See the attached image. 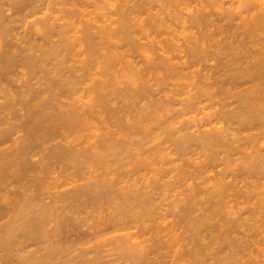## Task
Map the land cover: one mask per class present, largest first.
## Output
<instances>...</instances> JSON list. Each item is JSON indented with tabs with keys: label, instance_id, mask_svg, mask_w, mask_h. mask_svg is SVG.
Returning a JSON list of instances; mask_svg holds the SVG:
<instances>
[{
	"label": "rangeland",
	"instance_id": "1",
	"mask_svg": "<svg viewBox=\"0 0 264 264\" xmlns=\"http://www.w3.org/2000/svg\"><path fill=\"white\" fill-rule=\"evenodd\" d=\"M125 1H126V4H125ZM168 1H170V2H168ZM168 1L166 0V2H165V0H163V2H162V0H152V1L151 0H132V2H131V0H38V1H35L36 2V4H35V3H33L34 0H32V2L30 0L29 3H31V4L28 6L25 5L26 8L24 7L25 9L21 10V12L20 11L13 12V11H11L12 8H10L8 3H7L8 0H0V18L4 17L3 14H5V16H6L7 12L9 15V11H10V14L12 12V14L14 13L15 16H14V14L13 15L11 14L12 18H11V15L8 16V18L7 17H5V18H7V19L11 18L10 19L11 21L12 20L14 21V19H15V21L17 20V22H18V23L15 22V24H12V23H14L13 21H12V23H9V22H11L10 20H5L4 26L7 27L9 24L10 25L12 24L11 26L9 25V27H8V29L10 28V29H12V31L10 32L11 34H8V35L5 33L3 35L0 34V48H2L3 46H5L8 43L7 44L8 46L11 45L13 47L12 49H10L13 52L15 51L14 49H16L17 51H21V54L23 53L22 54L23 56L27 52L26 55L30 54V56H31V54H32V56H33L32 59H34V57L37 58V56L39 58V59H34V61H38V63L37 62L35 63L34 61H32V63H30V64L36 66L33 69L34 72H33V70H29L27 67H24V65H20V66H17V67H14L11 69V73H13V74H9V76H7L5 78V79H7V81H5L3 79L4 77L3 78L0 77V80L5 81V83H2L0 81V84L1 83L3 84V85H0V87L1 88L6 87V89H3V90L0 89L1 92L4 93L3 91L4 90L6 91L8 89L9 90L7 92V94H8L10 92V89H11V92L9 94H11L12 97H13V94H15L14 96L17 97V101H18L19 100L18 96H20L19 94L29 90V86H30V89L31 88L32 89L33 88L39 89L41 87L45 88L50 84V81L53 79V76H54V79L52 81H56L57 79H58V81L64 80L62 82L65 83L66 85L69 84V85H67L68 88L70 87V85L72 87H74V89L72 87H70L71 88V89L69 88L70 90H68V88L66 87L67 88L66 90H68V92L66 91L67 92L66 96H68V94H69V96L68 97L62 96L60 98V104L62 105V103H64L63 105L66 104L65 106L66 107L68 106L67 109H66V107H64L66 110L64 112H67L68 109L71 110L73 107L77 108V106H80L81 111L83 113L81 111H79V112L82 113L83 116L85 115V112H86V114L89 115V116L85 115L87 117L86 119H88V117H89V119L87 120L88 126H89V127L88 126L86 127V128H88V130L86 129L87 131L79 133V135H78V133H74L76 135L70 133L69 137L67 136V135H69V133L65 134L67 137H64L63 136L64 134H62L61 135L62 137H61L60 136L61 131H62V133H64V132L67 133V131L63 128H60V129H58V131L60 133L58 131L55 132L56 134L54 135V138L51 140L52 143L51 142L48 143V144H50L49 146H48V144H46L47 146H42L43 149H41V151H40L41 147H39V146H37V148H33V147L31 148L30 147V150H31L30 151L29 149H26L27 145H29L31 142L29 143V141H27L25 139L26 138V136H25L26 134H24L25 131H23V132L19 131V130L17 131L16 127L19 126L20 124L18 125V121H14V119H13V123L17 122V123H14V125H15V127H14L13 123L10 122L12 118L7 119V118L11 117L12 115L10 116V114H9L10 112L8 113L9 115L5 112L9 116L6 118V120H10L9 121L10 123L8 121H6L7 123H9V125L8 124H7L8 126L4 125L3 128H4V131L6 128L8 135H10V136L12 135V137L10 138L8 136V139H6L5 142L3 141V143L4 144L6 143V144L3 145V143H2V145H1L2 149L0 148V150L1 151L3 150V153H4L3 156L5 159L4 160L5 162L3 160H0V163L4 162V164H5L9 160L13 159V160H16V162L19 160L17 162V164H19L22 161V159L28 158L29 161L33 162V164L35 163L34 165H37L36 163L39 162L38 163L39 167H40V165L45 166L47 164V162L49 163V166H51L53 164L52 165L53 170L51 169L52 171H50V170L46 171L45 174L44 173L43 174L42 173L41 174L30 173V175L28 174L29 180L28 179L25 180L21 186L17 185L18 186V187L16 186L17 189H14V190H16V191H14V193H16V197L19 194L18 198H17L19 200V202H18L19 206L18 207L20 210H22V209L25 210L24 214L21 213V216H20V210L18 212V209H17L18 207H17V208H15V210L17 212L11 211L12 213H9L7 215L8 217L6 216V219L3 218L2 222L0 221V225L1 224L4 225L10 221L9 218H11V217L17 216L19 218L18 222L16 223L17 229H19V230H16V236H15V241H14L15 243L13 245L14 249H13V251L10 250L11 252L15 251V253L18 254V258L22 257V258H19L20 261H18V259H16L17 260V261H15L16 264H18V262H19V264H22V261H23V264H28V262H29L28 259H31L30 256H33V255L36 256L35 258L39 259L40 256H37V254L38 255L40 254L41 257L44 259V258H46V256H48L47 250L50 247H54L55 245L56 246L54 248H56V250L58 249L55 252H57L58 254L56 253L55 255H52L50 257L48 256L46 259H44V261H46V262H43V261L33 262V261H31V263L33 262V264L34 263L35 264L36 263H38V264H40V263L41 264H47V263H49V264H64V263L65 264L66 263L67 264H142L143 259H144V261L147 259L146 262L147 261L150 263L154 262L156 256H157L156 260L158 261L159 260L158 258L160 257V261H161V259L163 257L162 254L166 257L167 254L165 252H167V250H169L168 251L169 258H166V259L164 258L163 262L164 263L166 262L165 264H170L174 260H176V262H177L179 259V258L178 259L174 258L175 257L174 254L176 255L178 253V252L177 253L174 252L175 248L179 251V254H180V252H182V253L184 252L183 254H185L186 257L189 256L188 258H190V257L195 258V257L199 256L200 252L203 253V254L200 253V256L204 255L203 258H201L202 256L201 257L199 256L200 257V258L198 257L199 259L198 258L197 259L192 258V260H191V258H190L189 259L190 261H188V258H185V255H183L181 253V256L182 255L184 256L182 258H185V260L187 259V261H184V260H183L184 262L181 261L183 264H188V262H189V264H190V262L192 264H199V261L201 262L200 264H203V263L205 264V262H206V264H211L214 262L216 264L218 259L222 258L221 257L222 254L221 255L219 254V255H217L219 257L217 258V256H216L217 259H215L216 251L219 252V248H217L219 246V243H218L219 236H220V238H222V236H223V235L222 236L220 235L221 229H223V227L221 225L220 226L222 228L219 227L220 230L217 229L218 230L217 231V230H215L216 228H211V230L209 229L210 232L208 231V233H207L206 231H204V233H202V235L199 236V237L206 236V238H205L206 241L204 240L203 242L207 243L208 245L204 244L203 242H201L200 245H204L205 246L204 249H206L207 251L203 249L204 246H201V249L198 248L196 241L193 243V241L191 242L190 239H186V237L191 238L194 236L191 234L190 229L199 223L197 221L200 220V222L202 221L204 224L207 223V225L209 224V226H210V224H212V225L216 224L217 219L216 220H210V221L206 220V218L209 215L205 213L207 216L206 217L204 214V216L206 217L205 218L202 214V213H204L203 210L201 212L197 210V209L201 210L202 206H199L200 208H197V207L195 208L194 205H191L192 206L191 211L189 212L190 205L186 204V202H187L186 199H188L189 197L186 198L185 195L187 193V196L188 195L190 196L191 193L187 192V191H189V190L191 191V187H193L195 185L197 186V183L201 184V181H203V184L204 183L206 184L207 180L209 179L210 180V181L208 180L209 183L207 182V184H206L209 187L212 186L215 182L217 183V181H218L217 177H219V175H217V174H219L220 171H224L226 168V161L223 158L227 157L226 154L228 152L225 153L224 151H226L228 146H230V147L234 146L233 148H236L239 145H238V143L235 144L236 138L234 137V135L232 133H229L231 131L229 130V132H228L229 128L227 126L230 123H227V125H226V123H223L225 121H223V122H220L222 125L220 123H218V126H217V124L215 123L214 125H208L207 127H203V129L205 130V128L206 129L207 128L212 129L215 125H216L215 128L217 127V129L220 127H223L224 125L226 126V127L224 126L226 129L223 130V133L221 132L222 130L220 131L222 134H224V136L226 134L227 135L225 137L222 135L224 138L223 139V146L219 147L216 150L217 153H215L216 151L210 152L205 147H203L201 143L198 144L200 147L199 148L197 146V142H194L196 144H192V146L188 149V150H190V152L188 150L185 151V153H186L185 156L184 155L182 156V154L180 155L178 152L176 153V151H175L176 149H174L175 148L174 142L180 140V136H179L180 131L182 129H184L187 124H188L187 128L189 127L190 129L186 128V129L182 130V132H181L182 138L188 137L190 134L192 135L194 132H195V134H196V132L198 134L199 129H197L198 127H194V126L197 124L198 125L200 124V126L205 124L204 119H206V116L208 115V113L212 114V111H214L215 109L212 111H211L212 108H210V110L209 109L206 110L207 108L200 110V108H203L204 106H206L208 104V103H206V105H204L205 100L202 101L204 104L202 102H201L202 104L196 103L195 106L198 104V106H196V107L195 106L190 107V106L186 105V104H189V102H188L189 97L191 98L193 93H195L194 91H196L195 88L193 90V87L191 85L197 79L193 78L191 80L190 78H188L190 81L189 82L188 79H185V80L182 79L181 80L180 78L177 79V77H175L176 79L173 78L172 80L170 79L169 82H167L168 80L165 82L168 84L167 86H166V84L163 85V83H161V76L165 72L164 69L166 68L165 67L166 66V60L172 59L170 61L171 62L170 64H174L172 61L175 60L174 62H176V64H177V62H179V60L181 58L180 55L181 54H182V56L185 55L184 53H181V51L185 52L184 47L188 46L187 37H188V35L189 36L191 35L190 37H193L197 31V29L194 27V25H189V24H192V22H193L192 20H189V19H192L191 16H193L198 11V9L200 11L202 2L203 1L205 2V0H184L186 3L183 1V3H184L183 4L182 0H178V2H177V0H172V1L168 0ZM223 1L226 4H224ZM228 1H229V3H228ZM9 2H10V0H9ZM173 2L175 4H173ZM200 2H201V4H200ZM215 2H216V0H215ZM218 2H220V3L216 2L213 5H214V7H215V5L217 6L215 8V11L217 10L216 13L220 17L221 12L223 13L226 11L225 9H227V8L231 9L232 1H231V3H230V0H227V1L226 0H221V1L219 0ZM3 3L5 4L4 7H3ZM161 4H163V5H161ZM198 4L200 6H197ZM20 5H18L19 7L17 6L18 8L16 7L17 10H20L19 9ZM23 5H22V8H23ZM136 5H138V7H136ZM188 5H191V6H188ZM213 5L211 6V10L213 8ZM232 5H233V3H232ZM167 6H168V9H167ZM2 8H4V9H2ZM217 8L218 9L221 8L222 10L221 9L218 10ZM232 8H233V6H232ZM30 9H31V11H30ZM166 9H167V11H166ZM4 10H6V11H4ZM137 10H139V12H137ZM162 10H164V11H162ZM3 11L5 13H2ZM125 11H126V13H125ZM158 11L161 14L157 13ZM160 11H162V12H160ZM118 12H119V14H118ZM16 13H17V17H16ZM124 13L128 14V18L123 17ZM216 13L214 15L215 18L217 16ZM32 14H34V15H32ZM190 14H193V15H190ZM24 15H26V16L30 15V17L29 16L26 17ZM149 15H151V16H149ZM152 15H153V18H152ZM22 16H23V18H22ZM133 16H134V18H133ZM156 16H158L160 18H158V17H157V19L154 18ZM162 17L165 19H163ZM116 18H117V20H116ZM135 18H136V20H135ZM18 19H20V20H18ZM114 19H115V21H114ZM139 19H142L143 21L139 20ZM152 19L153 20L159 19L158 23L159 22L160 23L158 24L159 25L158 27L157 26L154 27V25L152 24V22H153ZM124 20H126V21H124ZM1 21H0V24H1V26H3L2 24H4V23H1ZM148 21H149V23H148ZM162 21L165 23V25ZM189 21H192V22L190 23ZM121 22H123L122 23L123 25L121 24ZM130 22L132 24H129ZM137 22H138V24H137ZM142 23H144V24H142ZM150 23L152 24L153 27L151 26ZM161 23L164 25L163 27H160V26H162ZM148 24H149V26H148ZM107 25H108V27H107ZM121 25L123 27L125 25V27H124L125 29L127 28V29L131 30V32H133L134 34L135 33L138 34V35L135 34V38H134L135 40L133 39L134 41H132L134 43L124 39V36L122 35L123 33L121 31L123 28L120 29V32L116 31V29L118 30L119 27H122ZM144 25H146V26H144ZM14 26L16 29L14 28ZM109 26H111V27H109ZM135 26H139V27H135ZM192 26H193V28H192ZM105 27H106V29L107 28L109 29V30L107 29L109 32L108 31L106 32ZM142 27H144V28L146 27V28L142 29ZM183 27H184V29H183ZM93 28H95V29H93ZM111 29H112V31H110ZM186 29H190L191 32H189V30H186ZM96 31L98 32V34L96 33ZM13 32H15V34ZM148 32H149V36L147 35ZM175 32H177L176 35L174 34ZM182 32L185 35L184 34L182 35L181 34ZM185 32H187V33H185ZM12 33L14 34L15 39L13 38ZM178 33L180 35H178ZM101 34L104 36H102ZM107 34H109V35H107ZM173 34L176 37L172 36ZM5 36H6V38H5ZM18 36H19V38H18ZM22 36H24V38ZM101 36L103 38H100ZM10 37H11V40H10ZM16 37L18 40L16 39ZM138 37H139V39H137ZM181 37H182V39H181ZM20 39H21V41H20ZM171 39H174V40H171ZM183 39H184V41H183ZM6 40H8V42ZM12 40H15V41H12ZM91 40L93 43L91 42ZM177 40H178V42H177ZM179 40L180 41L182 40V41L180 42ZM118 41H120V42H118ZM171 41H173V43ZM28 42L30 43L31 46L29 45ZM169 42L171 44H169ZM182 42H184V43H182ZM17 43H18V45H17ZM25 43L26 44L28 43L26 47H25V45H26ZM66 43H68L69 45ZM90 43H92L94 45H91V47H90ZM118 43H120V44H118ZM139 43H141V44H139ZM178 43H180V45ZM34 44H36L35 47H33ZM129 44L132 45V48H131V46H129ZM175 44H177V45H175ZM182 44L184 45V47L182 46ZM169 45L170 46L173 45L176 48L170 47ZM181 46L184 49L181 48ZM27 47H28V50L26 49ZM165 48H167V49H165ZM173 48L176 50V52ZM29 49H30V51H29ZM131 49H133L132 52H131ZM23 50H26V51H23ZM54 51L56 54H54ZM171 51H172V53H171ZM177 52L179 54H177V56H176V54H174V53H177ZM50 54H51V56H50ZM117 54H118V56H117ZM125 54H126V56H125ZM171 54H173V56ZM34 55H36V56H34ZM178 55L180 58H178ZM30 56L28 55V57H30ZM124 56H125V58H124ZM159 56H161V58ZM46 57H48V58L46 59ZM166 57H168V59ZM112 59L114 60L113 63H112ZM125 59H127V60H125ZM177 59H179V60H177ZM46 60H47V63H44V61H46ZM162 60H163V62H162ZM183 60L186 61V59H183ZM183 60H182V62H183ZM23 62L28 63L27 60H25ZM179 63H181V60ZM111 64H113V65L111 66ZM21 67H22V69H21ZM150 67H151V69H150ZM24 68H25L26 72H24ZM161 68H162V70H161ZM47 69H49V70L51 69V70L49 71ZM55 69H56V71H55ZM57 69H58V71H57ZM194 69L197 70L198 68H194ZM12 70H13V72H12ZM21 70L23 73L21 72ZM43 70L44 71L47 70V72H44ZM53 70L56 72L57 75L55 74V72ZM28 71L29 72L32 71L33 73L32 72L29 73ZM48 72H49V74H48ZM151 72H152V74H151ZM161 72H162V75H160ZM24 73H26V74H24ZM155 73H157V74H155ZM44 74H46V75H44ZM52 74H54V75H52ZM17 75H19V76H17ZM44 76H48V77L44 78ZM56 76L57 77L60 76L61 79L57 78ZM155 76H157V78H155ZM10 77H12V78H10ZM62 77H63V79H62ZM149 77H151V78H149ZM66 79L74 85L67 83L68 81ZM149 79H150L151 83L148 82ZM155 79H157V81ZM158 79L160 80L159 82H158ZM65 80H66V82H65ZM144 80H146V81H144ZM153 80H155V81H153ZM25 81H26L27 85L24 84ZM29 81H31V84L29 83ZM47 81H49L48 82L49 84L47 83V85H46ZM147 82H148V84H147ZM154 82L156 85L154 84ZM28 84H30V85H28ZM42 84H44V85H42ZM148 85H150V86H148ZM163 86H165L164 89L162 88ZM18 87H20V88H18ZM22 87L24 88V90H22L23 89ZM147 90H148V92H147ZM70 91H72V92L70 93ZM135 92H136V94H135ZM149 92H150V94H147ZM165 94H166V96H165ZM1 95H0V98L2 99L3 96L1 97ZM151 96H153L154 98ZM4 97H6V96H4ZM63 97H64V99H63ZM9 98H11V96ZM128 98H130V99H128ZM170 98H171V100H170ZM8 99H6V100L4 99L3 101H8ZM14 99L15 98H13L12 100H14ZM156 99H159V100H156ZM61 100L64 102H62ZM68 100H70V102ZM15 102H16V100L13 101V103H15ZM197 102H199V100ZM0 103H3L2 100ZM73 103H77V104H73ZM159 103L160 104L162 103L160 105L162 107V109L159 106ZM167 103H168V105H167ZM12 105H14V104H12ZM72 105H74V106L72 107ZM69 106H71V107H69ZM14 108H15V106L13 107V110L11 113L14 114L15 112L16 113L20 112V110L18 108L17 109L15 108L16 111H14ZM64 108H63V110H64ZM161 110H162V113L164 110L167 113L164 112L162 114ZM153 113H154V115H153ZM0 114H2V113L0 112ZM3 114H4V112H3ZM143 114H145V115H143ZM17 115H21V113H19ZM176 115L179 118L176 117ZM129 117H132V118H129ZM144 117H145V119H144ZM15 118H17V117H15ZM126 119H128V120L130 119L131 124ZM138 119H139V121H138ZM22 120H24V118ZM171 120H174V121H171ZM144 121H146L147 123L145 124ZM183 121L185 122L184 125H182ZM6 122H5V124H6ZM154 122H155V124H154ZM161 122H164V123H162L163 127L161 125ZM12 126L15 129L13 128L10 130V128H12ZM173 126H175V127H173ZM181 126H184V128L182 127V129H181ZM120 127L121 128L124 127L122 129L123 131H121ZM168 128H169V130H170V128L172 129V131L170 130V132H172V133H173V129H175L174 131L178 137L175 135V133L170 134L171 136H174L173 138H171L170 135H167L168 133L166 134L165 131L167 130V132H168L169 131ZM178 128L180 131L177 130ZM1 129H2V127H0V130ZM8 129L12 133L14 131L15 134H12L11 132L9 133ZM141 129H143V130H141ZM126 130H127V132L130 130L128 132L129 134L126 132ZM176 130H177V132H176ZM225 130H226V133H225ZM185 131H186V133H185ZM189 131H191L193 133H189ZM91 133L93 134V137L91 136ZM109 133L111 135L113 134V136L111 137V135ZM252 133H254V132H252ZM17 134H18V136H17ZM57 134L59 135L58 137H57ZM80 134H81V136H83V134H84L85 137L83 136V138H87L89 141L87 139H83L84 141L87 140V141H85L86 144H85V142L81 143L80 145L78 144L80 146L79 147V146H75L79 142L76 140L78 138H75V137L76 136L81 137ZM195 134H193V135H195ZM15 135L18 138L17 137L15 138ZM71 135H73V136H71ZM107 135H109V136L106 137ZM138 135H140V136H138ZM142 136H145V138H143ZM238 137H240V136H238ZM23 138H24V140H23ZM67 138H68V140H69V138L71 140L74 139V140H76L77 143L74 142V140L72 142H71V140H69V142L66 140L65 142H67V143L62 141V139L64 140ZM110 138H113V140H115V142L112 141V139H110ZM121 138H123V139H121ZM128 138H129V140H128ZM140 138H142V139H140ZM16 139H17V141H16ZM117 139H118V141L121 139V141H119V143L116 144V146H115ZM168 139L170 142L168 141ZM173 139H174V141H172ZM18 140H20V141H18ZM57 140H59V141H57ZM99 140H100V142H99ZM263 140H261L262 144L264 143ZM111 141H112V143H111ZM98 143H99V145H98ZM105 143L106 144L111 143V146H112L111 149H117L118 148L116 151H119V152L114 153L115 155L117 154L116 156L118 158L116 156H114V158H113L114 154L112 152H114V151L112 150L111 151V153H112L111 157H110L111 153L110 154L108 153L109 156H107L105 159L106 161L111 159V161H108V162H110V165H107V164H109L108 162L104 165H103V163H101V165H100V163L99 164L98 163H95V164L91 163V166L89 164L85 163V167H84V165L82 166L81 172H80L81 168L79 169V166H81V164L84 163L88 157L83 156V158H82V156H80V158L77 159V161L74 163L75 164L74 167H73V165L71 167V165L69 166L68 164H64L63 162L61 164V162L59 161L60 162L59 163L57 158H54L53 156H51V155H53L51 152H53L55 149L60 148V147L62 149H64L63 147L70 148L71 146L74 148L79 147V149L83 150L84 152H85V149H87L86 146H88V147L91 146L92 147V149H90L91 151L88 148L90 153L91 152L97 153V150L100 153H102L103 151H101V150L105 146V145H103ZM262 144L260 143V146H262ZM23 146H25V147H23ZM97 146H98V149H97ZM107 146L108 145H106V147ZM165 146H166V148H165ZM51 147H54L55 149L51 148ZM114 147H116V148H114ZM16 148H18V149H16ZM50 148H51V150H49ZM162 148L163 149L165 148V149L162 150ZM251 148L252 147L249 148V151L252 150ZM5 149H6V151H5ZM32 149H34V151L36 150V152H38V154L36 155V152H35V153H33L34 154L33 157L24 156V155H28V153L32 152ZM37 149H38V151H37ZM142 149H143V151H142ZM254 149L256 150L257 148H253V150L251 152H254ZM103 150H105V147L103 148ZM191 150H192V152H191ZM242 150L243 149H241V151ZM162 151L164 152V154L165 153L167 154V156L165 154V156H166V158H164L165 162H163L164 159L162 160V158H163L162 156H164L162 154L163 153ZM172 151H174V153ZM160 152H162V153H160ZM187 152H189L190 155ZM208 152L210 155L208 154ZM50 153H51V155H50ZM247 153H250V152L246 151L245 154H247ZM16 154H18V155H16ZM160 154H162L161 157H159ZM171 154H173V155L171 156ZM177 154H178V156H177ZM46 155L47 156L49 155V156L47 157ZM106 155L107 154L105 153V156ZM15 156H17V157L19 156V157L16 158ZM120 156L121 157L123 156V157L121 158ZM154 156L156 158H158L159 160L156 159ZM169 156H171V157H169ZM50 157H52V159L53 158L54 159L51 160ZM108 157H110V159L107 160ZM167 157L171 158V159L168 158V161L170 163L166 160ZM172 157L175 159H172ZM185 157L187 159H185ZM238 157H236V158H238ZM116 158L118 160L120 159L119 163H118V160H115ZM6 159H8L7 162H6ZM154 159L156 161L157 160L158 161L155 162ZM54 160H55V164L57 165V167L59 165L58 168H56V166L54 165ZM183 160H185V161H183ZM190 160H191V163H190ZM80 161H82V162H80ZM176 161H178V162H176ZM173 162L175 163V166H173L174 165ZM197 162L198 163L200 162L201 165H202V162L205 164V165L203 164L204 169L202 168V170L205 171L204 172L205 174L202 171L203 177L200 176V180H196L197 181L196 182V181H194L195 176L187 174V171L189 170V168H190V170L188 173L195 171L193 168H195L194 166H196V165H194V164H196ZM242 162H240L238 160L237 162H234L233 165H230L229 167H231L230 169H232V171H234L233 168L237 169V166H239L240 163H242ZM162 163H165V164H162ZM200 163L198 164V166L200 165ZM236 163H238V164H236ZM250 163H252V162H250ZM63 164L68 165L69 167L68 166L64 167ZM176 164H178L180 166L177 165V167H176ZM182 164L185 165L184 168L188 167V168H185L188 170H185V169L181 170L180 168L183 167ZM186 164L190 165V167L187 166ZM92 165H94V167ZM54 166H55L56 170H54ZM198 166H196V167H198ZM233 166H235V167H233ZM66 167H68V168L66 169ZM263 168H264V166H263ZM68 169H69L70 173H69V171H67ZM167 169H169V170H167ZM158 170H159V172H158ZM183 170L186 171V173H184L185 175H183V173H182ZM110 171H111V173H110ZM52 172L54 174H52ZM194 173H196V172H194ZM104 174H106V175H104ZM108 174H110V175H108ZM159 174L160 175L163 174L164 176L163 175L162 176L164 178L162 176H159ZM186 174H187V176H186ZM196 174L198 175V173H196ZM37 176L39 178H37ZM109 176H110V178H109ZM189 176H191L192 179H190ZM51 177H52V179H51ZM104 177H105V179H104ZM230 177H232V176L230 175L229 178L226 179V181H229ZM106 178H107V180H106ZM158 178L160 180H158ZM203 178H205V179H203ZM43 180L46 182H44ZM98 180L100 182L102 180L101 183H103V182L104 183L98 184V183H100ZM104 180L107 182H105ZM152 180H154V181H152ZM257 180H256L257 183L259 182L260 184L258 183L259 185L257 187L255 186L254 191L252 188L251 197L247 198V200H246V198L242 199L243 201H246L245 205H247L246 206L247 208H248V206H251V204L255 203L254 205H252L253 207L254 206L256 207L255 208L256 210H253V212L255 214H253L252 211H250L251 213H248V214L245 213L243 215V218L245 216V218L249 217V219H247V221H244V219H243V223L241 222L242 220H239L238 222H239V224L241 222V224H243V225H245V224H247L249 226L255 225V226H253V228H255V229L257 228V230H258V226H259V228L262 227L261 228V231H263L262 233H261V231L258 230L260 232V235H257L258 233H255V229L252 230L254 233L253 234L254 237L257 238L258 240L254 238V241H252L253 240L252 232H251V235H252L251 238L252 239L249 237L250 240L248 241V246H249L250 241H252L256 247L252 244L251 245L252 247L249 246L251 249L248 246L246 248L248 249V252H250V250H251V252L254 251V258H257L256 260L254 259L255 263L258 261V264H259L260 262L263 261L262 264H264V239H263V236H264V229H263L264 228L263 227L264 226V223H263L264 222V194H262L263 190H264V188H263L264 187V181H263L264 179H262L260 181H259V179H257ZM193 181H194V183H193ZM165 182H168L167 183L168 185L165 184ZM43 183L46 185H44ZM192 183H193V186H189V185H192ZM33 184L37 185V186H34ZM86 184H87V186H86ZM152 184H153V187H152ZM159 184H161V185L158 186ZM155 185H157L158 187ZM115 186H119V187L115 188ZM145 186H147V187L145 188ZM261 186H262L263 190H262ZM82 187L83 188L85 187V189H87V190H85V189L81 190ZM131 187L133 188V190ZM203 187H205V185H203ZM258 187H259V189H258ZM90 189L93 190V192ZM113 189H114V191L112 192L111 190H113ZM129 189H131L130 193H129ZM255 189H257V190H255ZM88 190H90L89 193L87 192ZM144 190L146 192H144ZM260 190L262 192H260ZM31 191H32V193H31ZM84 191H86V192H84ZM116 191H118V192H116ZM137 191H139V193L141 192L143 194L142 197H141V193L139 195ZM255 191H258V192H255ZM28 192L30 195L28 194ZM111 192H112V194H111ZM148 192H149V195H148ZM152 192L154 195H152ZM191 192L195 193L194 191H191ZM21 193H22V195H21ZM257 193H258V195H257ZM40 194H42V195H40ZM107 194H108V196H107ZM144 195H145V197H144ZM197 195H198V193H197ZM199 195H198V198H199ZM34 196H36L37 198ZM38 196H39V198H38ZM68 196L71 200L69 198H67ZM72 196H74V197H72ZM104 196H106V197H104ZM146 196H149L150 198H148ZM208 196L209 195H207V197ZM256 196H257V199L255 198ZM33 197L36 198L35 199L36 201L35 200L33 201V199H34ZM123 197H124V199H123ZM140 197H141V200H138V199H140ZM200 197H202V195ZM147 198L149 201L147 200ZM184 198H186V199L184 201H182ZM203 198H205V197H202L201 199H203ZM106 199H107V201L108 200L110 201V199H112L113 202L108 201L106 203ZM133 199H135V200L133 201ZM123 200H124V202H122ZM145 200L148 203H146ZM195 200H197V197ZM199 200H200V198H199ZM205 200L203 199L202 203H201V204H204V208L206 207L205 203H203V201L205 202ZM248 200L251 201V203ZM153 201H154V204H153ZM97 202H99V203H97ZM116 202H118V203H116ZM127 202H128V204H126ZM151 202H152V204H151ZM196 202H199V201L197 200ZM252 202H254V203H252ZM141 203H142V205H140ZM70 204H72V205H70ZM107 204H109L110 206ZM118 204H121V205H118ZM144 204H146V205H144ZM256 204H259V205L256 206ZM128 205L132 206V207H129ZM262 205H263V207H262ZM155 206H157L156 207L157 209L155 208ZM184 206L185 207L188 206V207H186V209H185ZM25 207H26V209H25ZM43 207L45 210H49L48 215H50L49 217L47 216V220H46L47 224L44 227V230H46V231H44V232H46L45 233L46 236L44 237V235L39 233L38 237H37V235L35 237L31 236L33 238L27 237V236L24 237L25 229L29 227L28 225L30 224V221L32 220L31 216L32 217L35 215L37 216V214H38L37 210L39 212H41V209L43 210ZM134 207H136V208H134ZM137 207L138 208L140 207V208L138 209ZM147 207H148V210H145V209H147ZM28 208H30V209H28ZM132 208H134V209H132ZM151 208H153L154 210ZM135 209H136V211L137 210L138 211L137 212L134 211ZM187 209H189V210H187ZM194 209H196L197 211H195ZM121 210H122V212H120ZM150 210H153V211L150 212ZM186 211H187V213H185ZM29 212H31V213H29ZM192 212H194V213H192ZM199 212L201 213V215L203 217H201ZM18 213H19V216H18ZM152 213H154V214H152ZM207 213H209V212H207ZM179 214H181V216H184L183 214H185V217H188L187 221L185 220L184 217L182 218ZM250 214L252 216L254 215L253 217H256V218L255 219L252 218ZM28 216H29L28 219L30 221L27 219ZM23 217H24V219H23ZM191 217H192V219L193 218L195 219V222H194V220L191 219ZM177 218L178 219L181 218L183 220L179 221L180 219L178 220ZM251 218H252V220L254 219L255 222H254V220L251 221L250 220ZM188 219H191L192 221L189 222ZM257 220H259V224H258ZM214 221H215V223H214ZM249 221H250V223H248ZM64 222H65V225H64ZM18 223H19V225H18ZM191 223H192V225H191ZM67 224H68V227L66 226ZM184 224H185V226H184ZM188 225H189V228H188ZM247 225L242 226L241 229H240V227H239V229L233 228L234 232L232 231L233 229H231L232 237L235 238L238 236L239 239L243 238L244 233L241 231H244L243 230V229H245L244 227H246L248 229L249 226L247 227ZM256 225H257V227H256ZM19 226H21V227H19ZM23 227H25V228H23ZM170 227H172V228H170ZM20 228H21V230H20ZM47 229L50 231V233H49V231H47ZM173 229H174V231H173ZM22 230H24V232H21ZM55 230H57V231H55ZM187 230H189V231L186 232ZM236 231H238V232L236 233ZM258 231H256V232H258ZM175 232L177 234V236H176L177 238H174ZM215 232L216 233L218 232V233L216 234ZM240 232L243 234H241ZM22 233H23V235H21ZM18 234H19V236H18ZM208 234L209 235L212 234V235L209 236ZM215 234H216V237H218V240L216 243L213 242V240L216 241L215 239H217V238H215ZM0 235H2V236H0V245H1V243H2L1 240H2V237L4 235L2 232H0ZM48 235L51 238L47 237ZM190 235H192V236H190ZM235 235H237V236H235ZM17 236L19 239L16 238ZM20 236H21V238H20ZM157 236H159L160 238ZM26 237H27V239H26ZM24 238H25L24 241H26V242L21 240ZM35 238H37L39 240H36ZM156 238L157 239L159 238V240H157ZM183 238L185 240H188L186 242V244L184 243L185 240ZM193 238H191V239H193ZM209 238H210V241H208ZM246 238H247V235L243 239L246 240ZM28 239L31 242L27 241ZM32 239H33V241H32ZM177 239H179L180 242H177ZM195 239H196V237H195ZM243 239H241V240H243ZM164 240H165V242H164ZM39 241H41V242H39ZM166 241H167V243H166ZM181 241L184 244H182ZM258 241H260V242H258ZM219 242H221V240ZM160 243H161L162 250H161V247H159V248H158V246L156 247V245H158ZM214 243L217 245L215 246ZM28 244H30L31 246ZM174 244L177 245L178 247L175 246ZM193 244L196 245L195 246L196 249L193 248L194 246L192 247ZM33 245H34V247H33ZM35 245H36V248H35ZM183 245H186V247L183 248ZM37 246L40 248H38ZM126 247H127V250H125ZM128 247H129V249H128ZM181 247L183 249H185L186 251H189L190 255H192V256H190L189 253L186 252L185 250H183ZM253 247H255V249ZM19 248L22 250V253H20L21 250ZM22 248H24V249H22ZM130 248L131 249L133 248L134 251L132 250L133 253L132 252L128 253V255H130V256H126L127 251H129V252L131 251ZM17 249H19V250L17 251ZM38 249H40V250H38ZM192 249H193V252L195 250H197L198 252L195 251L196 252V254H195L192 252ZM213 249H215V250H213ZM247 249H245V250L247 251ZM0 250H2V252L0 251L1 252L0 253V257H1L0 258V264H2V263L3 264L4 263L5 264L6 263L7 264H13L14 261L8 262V261L3 260L4 257H2V256H4V254H5L4 252H6V250L1 249V248H0ZM245 250L243 249V251H245ZM255 250H256V252H255ZM40 251H42V252H40ZM243 251L241 250V252H243ZM151 252H152V254H151ZM169 252H172L173 256H170L171 254H169ZM212 252L214 254H210ZM225 252H230V251L226 250ZM141 253H142V257L139 258L141 256L140 255ZM154 254H156V255H154ZM158 254L159 255L161 254V255L159 256ZM179 254H177V255H179ZM194 254H195V256H194ZM26 255H27V257H26ZM136 255L137 256L140 255V256L137 257ZM177 255H176V257H177ZM255 255H256V257H255ZM34 256H33V258H34ZM170 257L174 258V260H171ZM25 258H27V259H25ZM51 259H54V261ZM59 259H61V261H59ZM208 259H210V260H208ZM213 259H215L216 261H212ZM26 260H28V261L26 262ZM49 260H51V261L49 262ZM65 260H68V261H65ZM56 261H57V263H56ZM11 262H13V263H11ZM31 263L29 262V264H31ZM164 263L161 262V264H164ZM179 263H180V260H179ZM153 264H155V263H153ZM173 264H175V262H173ZM176 264H178V263H176Z\"/></svg>",
	"mask_w": 264,
	"mask_h": 264
},
{
	"label": "bare ground",
	"instance_id": "2",
	"mask_svg": "<svg viewBox=\"0 0 264 264\" xmlns=\"http://www.w3.org/2000/svg\"><path fill=\"white\" fill-rule=\"evenodd\" d=\"M29 1L30 0H10V2H9V0H8V5H9V7L10 8H12V10L11 11H13V12H18V11H20L21 12V10H23V9H25L26 7H25V5L26 6H28V5H30L31 3H29ZM35 1H38V0H34V2L33 3H35L36 4V2ZM152 1V0H151ZM168 1V0H167ZM172 1V0H171ZM183 1L184 0H182V3H183ZM219 1V0H218ZM217 0H216V2L217 3H220V2H218ZM221 1V0H220ZM227 1V0H226ZM231 1H232V3H233V5H232V3H231ZM2 2V1H1ZM31 2H32V0H31ZM131 2H132V0H131ZM162 2H163V0H162ZM165 2H166V0H165ZM168 2H170V1H168ZM167 2V3H168ZM177 2H178V0H177ZM176 2V3H177ZM185 2V1H184ZM202 2V1H201ZM201 2H200V4H201ZM215 2V0H205V2L203 1L202 2V5H201V9H200V11H199V7L197 8L198 9V11L193 15V14H190V15H193V16H191V18L192 19H189V20H192V21H189L190 23L192 22V24H189V25H194V27L197 29V31H196V33L194 34V36L193 37H190L189 35H188V37H187V43H188V46H185L184 47V45L182 44V46L185 48V52H183V51H181V53H184L185 55H183L182 56V54L180 55V57H179V55H178V58H180V60H181V63H179L180 62V60L179 59H177V60H179V62H177V64H176V62H174V61H172L174 64H170L171 62V60L172 59H168V57H166L168 60H166V68L164 69L165 70V72L163 73V75H162V72H161V74L160 75H162L161 76V83H163V85L164 84H166V86L168 85L167 83H165L167 80V82H169L170 81V79L172 80L173 78H175V77H177V79H188V78H190L191 80L194 78V79H197L196 81H194V83H192V87H193V90H194V88L196 89V91H194L195 93H193V95H192V97L190 98L189 97V100H188V102H189V104H186V105H188V106H190V107H194L195 106V104L196 103H201L203 100H205V104L204 105H206V103H208L206 106H204L203 108H200V110L202 109H206V110H210V108H212L211 109V111L212 110H214V111H212V114H209L208 113V115L206 116V119H204V121H205V124H203L202 126H200V124L198 125H193L194 127H198L197 129H199L198 130V134H197V132H196V134H195V132L193 133V132H191V131H189V133H193V134H195V135H189L188 137H181V132H182V130H184V129H186L187 128V126H188V124L185 126V128H184V126H181V129H182V127L184 128V129H182L181 131L179 130V128L177 129V130H179L180 131V140H178V141H175L174 142V149H176L175 151H176V153L178 152L180 155L182 154V156L184 155L185 156V151L186 150H188L191 146H192V144H196V143H194V142H197V146L199 147V145L198 144H202V146L203 147H205L207 150H209L210 152L211 151H216L219 147H222L223 146V136H224V134H222L223 133V130L224 129H226L224 126L223 127H220V128H218L217 129V127L215 128V126L212 128V129H210V128H205V130L203 129V127H207L208 125H214L215 123L217 124V126H218V123H220V122H223V121H225V122H223V123H226V125H227V123H230V124H228V132H229V130L231 131V132H229V133H232L233 135H234V137L236 138V142H235V144H237L238 143V145L239 146H237L236 148H233V147H230V146H228L227 147V149H226V151H224L225 153H227L226 154V156L227 157H225V158H223V159H225V161H226V168H225V170L224 171H220L219 172V174H217V175H219V177H217V183L215 182L212 186H207L206 184H207V182H208V180H207V182H206V184L204 183L203 184V181H201V184H199V183H197V186L195 185V186H193V183H194V181H196V180H200V176L201 177H203L202 176V174L205 172L204 170H202V168L204 167V163L202 162V165H201V163H200V165L198 166V164L196 163V164H194V165H196V166H198V167H196V166H194L195 168H193L195 171H192V172H190V173H188L189 172V170H190V168H189V170L188 169H185V168H188V167H185L184 168V166L185 165H183V167H181L180 169L182 170V169H185V170H188L187 171V174H190V175H194L195 177V180L193 181V183H192V185H189V186H193V187H191V191H194L195 193H192L190 190L189 191H187V192H190L191 193V195L189 196H187V193H186V198L187 197H189L188 199H186V198H184L182 201H184L185 199H186V204H188V205H190V210L189 209H187V210H189V212L191 211V205H194L195 206V208L197 207V208H200L199 206H202L201 207V210L200 209H197L198 211H202L203 210V212L204 213H202L203 214V216H204V214L206 213V214H208L209 216L207 217L206 216V214H205V216L207 217H205L206 218V220H208V221H210V220H216V224H214L215 223V221H214V225H212V224H210V226H209V224L207 225V223L206 224H204L202 221V223L200 222V220L199 221H197V222H199L197 225H195V226H191L192 228L190 229V232H191V234L192 235H194L195 237H196V239H195V237L193 238V237H191V238H193V239H191V238H187L186 237V239H190L191 240V242L193 241V243L196 241V244H197V246H198V248H200L201 249V246H204V245H200L201 244V242H203L204 240H205V238H206V236H202V237H199V236H201L202 235V233H204V231H206L207 233H208V231L210 232V230H211V228H216L215 230H220L219 229V227L220 228H222L223 227V229H221V236H222V238H220V236H219V240H218V237H216V234L218 233H216L215 234V238H217V239H215L213 236V238L216 240V241H214L213 240V242H217V240H218V243H219V246L217 247V248H219V252H217L216 251V255H215V259H217L219 256H217V255H221V257L222 258H220V259H218V261H217V263L216 264H258V261L255 263V260L257 259V258H254V251L253 252H251V250H250V252H248V249L246 248L247 246H248V241L250 240V238L252 237V235L254 234L253 233V229H255V228H253V226H255V225H252V226H249V225H247V224H245V225H247V227L249 226V228L247 229L246 227H244L245 229H243L244 231H241V232H243V233H241V234H243V238H245L246 237V235H247V238H246V240H244L243 238H240L239 239V237L237 236V235H235V236H237V237H235V238H233L232 237V231L234 232V229L233 228H238L239 229V227H240V229L242 228V226H245V225H243V224H241V222L243 223V219H244V221H247V219H249V217H247V218H245V216H244V218H243V215L245 214V213H251L250 211H252L253 212V210H256L255 208V206L253 207L252 205H254L255 203L254 202H252V203H254V204H251V206H248V208L246 207L247 205H245V202L246 201H243L242 199H244V198H246V200H247V198H249V197H251V190H252V188H253V191H254V188H255V186L257 187L259 184L257 183V179H259V181L260 180H262V179H264V168H263V166H264V143L262 144V141L261 140H263L264 139V0H230V3H231V9L230 8H227V9H223L225 12H221V14H220V17H219V15L216 13L217 12V10L215 11V8L217 7L216 5H215V7H214V3H216ZM224 2V1H223ZM6 3V2H5ZM130 3V2H129ZM152 3V2H151ZM172 3V2H171ZM180 3V2H179ZM181 3V4H182ZM186 3V2H185ZM188 3V2H187ZM228 3H229V1H228ZM21 4V5H20ZM24 4V5H23ZM125 4H126V1H125ZM124 4V5H125ZM128 4V3H127ZM134 4V3H133ZM170 4V3H169ZM173 4H175L174 2H173ZM172 4V5H173ZM184 4V3H183ZM224 4H226L225 2H224ZM18 5H20V10H17V8L19 7ZM22 5H23V8H22ZM161 5H163V4H161ZM213 5V8H212V10H211V6ZM5 6V4L3 3V7ZM7 6V5H6ZM18 6V7H17ZM34 6V5H33ZM129 6V5H128ZM133 6V5H132ZM166 6V5H165ZM181 6V5H180ZM179 6V7H180ZM188 6H191V5H188ZM187 6V7H188ZM197 6H200L199 4L197 5ZM225 6V5H224ZM232 6H233V8H232ZM236 6V7H235ZM8 7V6H7ZM8 7V8H9ZM17 7V8H16ZM25 7V8H24ZM39 7V6H38ZM136 7H138V5H136ZM135 7V8H136ZM15 10H14V9ZM22 8V9H21ZM28 8V7H27ZM32 8V7H31ZM170 8V7H169ZM174 8V7H173ZM225 8V7H224ZM2 9H4V8H2ZM38 9V8H37ZM132 9V8H131ZM134 9V8H133ZM164 9V8H163ZM167 9H168V6H167ZM167 9H166V11H167ZM218 9V8H217ZM219 9H221V8H219ZM218 9V10H219ZM229 9V10H228ZM27 10V9H26ZM33 10V9H32ZM165 10V9H164ZM164 10H162V11H164ZM195 10V9H194ZM222 10V9H221ZM220 10V11H221ZM4 11H6V10H4ZM2 12V13H5V12ZM8 11V10H7ZM30 11H31V9H30ZM132 11V10H131ZM142 11V10H141ZM145 11V10H144ZM162 11H160V12H162ZM190 11V10H189ZM121 12V11H120ZM137 12H139V10H137ZM143 12V11H142ZM195 12V11H194ZM216 13V15L218 16H216V18L214 17V15H215V13ZM32 13V12H31ZM30 13V14H31ZM125 13H126V11H125ZM124 13V18L125 17H127L128 18V14H125ZM134 13V12H133ZM157 13H159V11L157 12ZM164 13V12H163ZM192 13V12H191ZM214 13V14H213ZM11 14H12V12H11ZM10 14V11H9V15H8V12H7V14H6V16H5V14H3V16L4 17H1L0 19L2 20H0L1 21V23H4L5 22V20H10L11 18H12V15L14 14H12L11 15ZM21 14V13H20ZM118 14H119V12H118ZM138 14V13H137ZM140 14V13H139ZM159 14H161V13H159ZM11 15V18H9V19H7L8 18V16H10ZM32 15H34V14H32ZM135 15V14H134ZM156 15V14H155ZM189 15V16H190ZM14 16H15V14H14ZM24 16H26V15H24ZM27 16H29L30 17V15H27ZM26 16V17H27ZM132 16V15H131ZM141 16V15H140ZM149 16H151V15H149ZM213 16V17H212ZM5 17H7V18H5ZM16 17H17V13H16ZM19 17V16H18ZM119 17V16H118ZM157 17L158 16H156V17H154V18H156L157 19ZM5 18V19H4ZM22 18H23V16H22ZM122 18V17H121ZM133 18H134V16H133ZM137 18V17H136ZM136 18H135V20H136ZM139 18V17H138ZM152 18H153V15H152ZM158 18H160V17H158ZM163 18V17H162ZM188 18V17H187ZM190 18V17H189ZM213 18V19H212ZM215 18V19H214ZM25 19V18H24ZM143 19V18H142ZM142 19H139V20H142ZM156 19H152V24L154 25V27L155 26H159L158 24L160 23H158V20H156ZM163 19H165V18H163ZM18 20H20V19H18ZM116 20H117V18H116ZM122 20V19H121ZM128 20V19H127ZM138 20V19H137ZM151 20V19H150ZM161 20V19H160ZM11 21V20H10ZM13 21V20H12ZM12 21L11 22H9V23H12ZM22 21V20H21ZM20 21V22H21ZM111 21V20H110ZM114 21H115V19H114ZM124 21H126V20H124ZM133 21V20H132ZM143 21V20H142ZM7 22V21H6ZM14 23H12V24H15V22L16 23H18L17 22V20L15 21V19H14V21H13ZM134 22V21H133ZM163 22V21H162ZM166 22V21H165ZM123 22H121V24H122ZM147 23V22H146ZM148 23H149V21H148ZM164 23V22H163ZM11 24V25H12ZM129 24H132L131 22L129 23ZM137 24H138V22H137ZM140 24V23H139ZM142 24H144V23H142ZM141 24V25H142ZM151 24V23H150ZM152 24H151V26H152ZM3 26H1V24H0V34H11L10 32L12 31V29H8V27H9V25L7 26V27H5L4 25H5V23L4 24H2ZM10 25V26H11ZM17 25V24H16ZM123 25V24H122ZM121 25V26H122ZM161 25L162 26H160V27H163L164 25H165V23H164V25L161 23ZM127 26V25H126ZM144 26H146V25H144ZM148 26H149V24H148ZM107 27H108V25H107ZM109 27H111V26H109ZM124 27H125V25H124ZM123 26L122 27H119L118 28V30L116 29V31L117 32H120V29H122L121 31H122V35L124 36V39H126L127 41H130V42H132V41H134L135 39V34H137V33H133V32H131V30H129V29H125ZM130 27V26H129ZM135 27H139V26H135ZM153 27V26H152ZM12 28V27H11ZM14 28H15V26H14ZM97 28V27H96ZM117 28V27H116ZM141 28V27H140ZM144 27H142V29H143ZM146 28V27H145ZM144 28V29H145ZM148 28V27H147ZM188 28V27H187ZM192 28H193V26H192ZM16 29V28H15ZM93 29H95V28H93ZM105 29H106V27H105ZM108 29V28H107ZM106 29V32L109 30H107ZM114 29V28H113ZM131 29V28H130ZM183 29H184V27H183ZM191 29V28H190ZM190 29H186V30H189V32H191L190 31ZM115 30V29H114ZM147 30V29H146ZM14 31V30H13ZM101 31V30H100ZM103 31V30H102ZM110 31H112V29L110 30ZM140 31V30H139ZM148 31V30H147ZM184 31V30H183ZM105 32V33H106ZM109 32V31H108ZM115 32V31H114ZM116 32V33H117ZM143 32V31H142ZM141 32V33H142ZM145 32V31H144ZM181 32V31H180ZM188 32V33H189ZM14 34H15V32H13ZM12 33V34H13ZM96 33L98 34V32L96 31ZM112 33V32H111ZM146 33V32H145ZM172 33V32H171ZM176 33L177 32H175L174 34L176 35ZM185 33H187V32H185ZM14 34H13V38H14ZM100 34V33H99ZM104 34V33H103ZM115 34V33H114ZM172 35V36H175V35ZM182 35L184 34L183 32L181 33ZM17 35V34H16ZM102 35V34H101ZM105 35V34H104ZM104 35H102V36H104ZM107 35H109V34H107ZM138 35V34H137ZM146 35V34H145ZM148 36H149V32H148V34H147ZM178 35H180L179 33H178ZM181 35V36H182ZM185 35V34H184ZM20 36V35H19ZM19 36H18V38H19ZM100 36V35H99ZM100 37V38H103V37ZM187 36V35H186ZM12 37V36H11ZM11 37H10V40H11ZM23 38H24V36H22ZM110 37V36H109ZM137 37V36H136ZM151 37V36H150ZM176 37V36H175ZM180 37V36H179ZM183 37V36H182ZM182 37H181V39H182ZM3 38V37H2ZM5 38H6V36H5ZM22 38V39H23ZM28 38V37H27ZM113 38V37H112ZM119 38V37H118ZM174 38V37H173ZM15 39V38H14ZM16 39H17V37H16ZM114 39V38H113ZM117 39V38H116ZM134 39V40H133ZM137 39H139V37L137 38ZM177 39V38H176ZM5 40V39H4ZM9 40V39H8ZM8 40H6L7 42H8ZM18 40V39H17ZM25 40V39H24ZM29 40V39H28ZM145 40V39H144ZM148 40V39H147ZM170 40V39H169ZM171 40H174V39H171ZM12 41H15V40H12ZM20 41H21V39H20ZM27 41V40H26ZM30 41V40H29ZM137 41V40H136ZM180 41V40H179ZM182 41V40H181ZM180 41V42H181ZM183 41H184V39H183ZM91 42H92V40H91ZM118 42H120V41H118ZM172 43H173V41H171ZM177 42H178V40H177ZM24 43V42H23ZM29 43V42H28ZM27 43V44H28ZM93 43V42H92ZM92 43H90V47H91V45H94V44H92ZM132 43H134V42H132ZM175 43V42H174ZM182 43H184V42H182ZM186 43V44H187ZM8 44V43H7ZM5 45V46H3L2 48H0V77H4L3 79L5 80V81H7V79H5L7 76H9V74H13V73H11V69L12 68H14V67H17V66H20V65H24V67H27L29 70H33L36 66H34V65H32V64H30V63H32V61H34V59H39L38 58V56H37V58L36 57H34V59H32L33 58V56H32V54H31V56H30V54H27L26 55V53H25V55L23 56L22 54H21V51H17L16 49H14L15 51L13 52L12 50H10V49H12L13 47L11 46V45ZM26 44V43H25ZM24 44V45H25ZM27 44L25 45V47L27 46ZM66 44H68V43H66ZM116 44V43H115ZM118 44H120V43H118ZM137 44V43H136ZM139 44H141V43H139ZM169 44H171L170 42H169ZM179 45H180V43H178ZM185 44V45H186ZM17 45H18V43H17ZM21 45V44H20ZM29 45H30V43H29ZM35 45L36 44H34L33 45V47H35ZM69 45V44H68ZM67 45V46H68ZM144 45V44H143ZM175 45H177V44H175ZM31 46V45H30ZM127 46V45H126ZM129 46H131V48H132V45H130L129 44ZM170 46V45H169ZM181 46V48H183ZM20 47V46H19ZM93 47V46H92ZM95 47V46H94ZM170 47H174V48H176L175 46H173V45H171ZM37 48V47H36ZM118 48V47H117ZM169 48V47H168ZM173 48V49H174ZM180 48V47H179ZM183 48V49H184ZM19 49V48H18ZM27 50H28V47L26 48ZM32 49V48H31ZM120 49V48H119ZM165 49H167V48H165ZM172 49V50H173ZM178 49V48H177ZM35 50V49H34ZM164 50V49H163ZM169 50V49H168ZM175 50V49H174ZM23 51H26V50H23ZM22 51V52H23ZM29 51H30V49H29ZM33 51V50H32ZM37 51V50H36ZM35 51V52H36ZM133 51V49H131V52ZM167 51V50H166ZM170 51V50H169ZM168 51V52H169ZM175 52H176V50H175ZM179 52V51H178ZM174 53V54H176V56H177V54H179V53ZM29 53V52H28ZM37 53V52H36ZM126 53V52H125ZM129 53V52H128ZM127 53V54H128ZM171 53H172V51H171ZM34 54V53H33ZM53 54V53H52ZM54 54H56L55 53V51H54ZM130 54V53H129ZM166 54V53H165ZM204 54V55H203ZM28 55L30 56V57H28ZM172 56H173V54H171ZM34 56H36V55H34ZM50 56H51V54H50ZM49 56V57H50ZM117 56H118V54H117ZM125 56H126V54H125ZM125 56H124V58H125ZM163 56V55H162ZM169 56V55H168ZM28 57V58H27ZM41 57V56H40ZM128 57V56H127ZM160 58H161V56H159ZM165 57V56H164ZM171 57V56H170ZM48 57H46V59H47ZM176 58V57H175ZM110 59V58H109ZM117 59V58H116ZM115 59V60H116ZM165 59V58H164ZM183 59H186V61L185 60H183ZM25 60H27L28 61V63H25V62H23V61H25ZM118 60V59H117ZM125 60H127V59H125ZM161 60V59H160ZM182 60H183V62H182ZM49 61V60H48ZM51 61V60H50ZM108 61V60H107ZM113 59H112V63H113ZM35 63L37 62L38 63V61H34ZM129 62V61H128ZM162 62H163V60H162ZM44 63H47V60L46 61H44ZM111 63V62H110ZM118 63V62H117ZM179 63V64H178ZM49 64V63H48ZM92 64V63H91ZM115 64V63H114ZM165 64V63H164ZM43 65V64H42ZM113 64H111V66H112ZM57 66V65H56ZM163 66V65H162ZM91 67V66H90ZM154 67V66H153ZM152 67V68H153ZM161 67V66H160ZM54 68V67H53ZM88 68V67H87ZM194 68H198L197 70L196 69H194ZM21 69H22V67H21ZM37 69V68H36ZM86 69V68H85ZM89 69V68H88ZM150 69H151V67H150ZM155 69V68H154ZM159 69V68H158ZM157 69V70H158ZM193 69V70H192ZM47 70H49V69H47ZM47 70L46 71H44V72H47ZM51 70V69H50ZM49 70V71H50ZM153 70V69H152ZM161 70H162V68H161ZM195 70V71H194ZM15 71V70H14ZM54 71V70H53ZM55 71H56V69H55ZM54 71V72H55ZM57 71H58V69H57ZM154 71V70H153ZM152 71V72H153ZM160 71V70H159ZM158 71V72H159ZM187 71V72H186ZM12 72H13V70H12ZM19 72V71H18ZM21 72H22V70H21ZM24 72H26V70H25V68H24ZM29 72V71H28ZM30 72H32V71H30ZM29 72V73H30ZM33 72H34V70H33ZM32 72V73H33ZM152 72H151V74H152ZM157 72V73H158ZM23 73V72H22ZM157 73H155V74H157ZM24 74H26V73H24ZM47 74V73H46ZM46 74H44V75H46ZM48 74H49V72H48ZM55 74H56V72H55ZM139 74V73H138ZM141 74V73H140ZM15 75V74H14ZM22 75V74H21ZM20 75V76H21ZM31 75V74H30ZM52 75H54V74H52ZM57 75V74H56ZM144 75V74H143ZM146 75V74H145ZM149 75V74H148ZM12 76V75H11ZM17 76H19V75H17ZM29 76V75H28ZM32 76V75H31ZM50 76V75H49ZM139 76V75H138ZM152 76V75H151ZM46 77H48V76H44V78H46ZM57 77V76H56ZM10 78H12V77H10ZM21 78V77H20ZM19 78V79H20ZM57 78H59V79H61L60 78V76L59 77H57ZM141 78V77H140ZM147 78V77H146ZM149 78H151V77H149ZM155 78H157V76H155ZM9 79V78H8ZM15 79V78H14ZM13 79V80H14ZM48 79V78H47ZM53 79H54V76H53ZM52 79V80H53ZM56 79V78H55ZM62 79H63V77H62ZM176 79V78H175ZM174 79V80H175ZM4 80H0L2 83H5V81ZM49 80V79H48ZM50 81V84L48 83L49 81H47L46 82V85H47V83L49 84L47 87H45V88H39V89H35V88H31L30 89V86H29V90H27V91H25V92H23V93H21V94H19L20 96H18L19 98V100L17 101V97H15L14 95L15 94H13V97H12V95L11 94H9L10 92H11V89H10V92L7 94V92L9 91L8 89L5 91H3L4 93H2L1 92V90H3V89H6V87H3V88H1L0 87V95H1V97L3 96H6V97H2V99L0 98V102H1V100H2V102L3 103H0V112L2 113V114H0L1 116H0V127H2V129L0 130V148H1V145H2V143H3V141L5 142L6 141V139H8V136L11 138L12 137V135L10 136V135H8V132L6 131V128H5V131H4V125H9V123L10 122H12L13 123V119H14V121H18V125L19 126H17L16 127V129H17V131L19 130V131H25L24 132V134H26L25 136H26V140L27 141H29V145H27V148L26 149H29L30 150V147L32 148H37V146H39V147H41L40 148V151H41V149H43L42 148V146H47L46 144H48L49 142H51V140L54 138V135L56 134L55 132H57L58 131V129H60V128H63V129H65L66 131H67V133H62V131H61V133H60V136L62 135V134H64L63 136L64 137H69L70 136V133H72V134H74V133H78V135H79V133H82V132H85V131H87L88 130V128H86L87 126H88V122H87V120L89 119V117H88V119H86L87 117L86 116H89L88 114H86V112H85V115L83 116L82 115V111H81V107L80 106H77V108L79 109H77L76 107L74 108L73 106L74 105H72V109L71 110H67V112H64V111H66L65 110V108L64 107H66L65 105H63L64 103H62V105L60 104V98L62 97V96H66V93L68 92V90H70L71 88L70 87H72L71 85H70V89L68 88V86L67 85H69V84H65V83H63L62 81H64V80H61V81H58V79L56 80V81ZM67 80V79H66ZM66 80H65V82H66ZM156 81H157V79H155ZM155 80H153V81H155ZM173 80V81H174ZM12 81V80H11ZM10 81V82H11ZM15 81V80H14ZM19 81V80H18ZM68 81V80H67ZM144 81H146V80H144ZM160 80L158 79V82H159ZM177 81V80H176ZM188 81H189V79H188ZM17 82V81H16ZM28 82V81H27ZM62 82V83H61ZM148 82H150V79H149V81ZM148 82H147V84H148ZM190 82V81H189ZM192 82V81H191ZM0 84V85H3V84ZM8 83V82H7ZM12 83V82H11ZM23 83V82H22ZM29 83L31 84V81H29ZM67 83H70L69 81L67 82ZM151 83V82H150ZM157 83V82H156ZM24 84H26V81L24 82ZM23 84V85H24ZM30 84H28V85H30ZM70 84H72V83H70ZM154 84H155V82H154ZM173 84V83H172ZM17 85V84H16ZM21 85V84H20ZM19 85V86H20ZM27 85V84H26ZM33 85V84H32ZM37 85V84H36ZM42 85H44V84H42ZM72 85H74V84H72ZM151 85V84H150ZM150 85H148V86H150ZM156 85V84H155ZM189 85V84H188ZM22 86V85H21ZM25 86V85H24ZM23 86V87H24ZM153 86V85H152ZM151 86V87H152ZM190 86V85H189ZM190 86V87H191ZM12 87V86H11ZM22 87V88H23ZM68 88V90H66L67 88ZM147 87V86H146ZM164 87L165 86H163L162 88L164 89ZM8 88V87H7ZM18 88H20V87H18ZM73 89H74V87H72ZM148 88V87H147ZM159 88V87H158ZM27 89V88H26ZM138 89V88H137ZM143 89V88H142ZM16 90V89H15ZM21 90V89H20ZM22 90H24V88L22 89ZM151 90V89H150ZM18 91V90H17ZM16 91V92H17ZM67 91V92H66ZM157 91V90H156ZM6 92V93H5ZM19 92V91H18ZM22 92V91H21ZM72 91H70V93H71ZM146 92V91H145ZM147 92H148V90H147ZM158 92V91H157ZM193 92V91H192ZM131 93V92H130ZM133 93V92H132ZM152 93V92H151ZM166 93V92H165ZM135 94H136V92H135ZM147 94H150V92L149 93H147ZM155 94V93H154ZM167 94V93H166ZM166 94H165V96H166ZM8 95V96H7ZM73 95V94H72ZM130 95V94H129ZM144 95V94H143ZM153 95V94H152ZM11 96V98H9ZM68 96H69V94H68ZM68 96H66V97H68ZM140 96V95H139ZM9 99H8V98ZM65 97V98H66ZM141 97V96H140ZM151 97H153V96H151ZM13 98H15L14 100H16V102L15 103H13V101L14 100H12ZM127 98V97H126ZM154 98V97H153ZM6 100V99H8V101H3V100ZM63 99H64V97H63ZM68 99V98H67ZM66 99V100H67ZM128 99H130V98H128ZM161 99V98H160ZM138 100V99H137ZM156 100H159V99H156ZM168 100V99H167ZM166 100V101H167ZM170 100H171V98H170ZM199 100V102H197ZM201 100V101H200ZM12 101V102H11ZM62 101V100H61ZM69 102H70V100H68ZM75 101V100H74ZM62 102H64V101H62ZM68 102V103H69ZM77 102V101H76ZM134 102V101H133ZM160 102V101H159ZM170 102V101H169ZM187 102V103H188ZM14 104V105H12V104ZM78 103V102H77ZM77 103H73V104H77ZM201 103V104H202ZM17 104V105H16ZM156 104V103H155ZM162 104V103H161ZM160 103H159V106L161 105ZM198 104L196 105V106H198ZM200 104V105H201ZM69 105V104H68ZM166 105V104H165ZM167 105H168V103H167ZM15 106V108L17 109L19 106V110H20V112H18V113H11L12 112V110H13V107ZM17 106V107H16ZM164 106V105H163ZM170 106V105H169ZM195 106V107H196ZM64 108V110H63V108ZM69 107H71V106H69ZM126 107V106H125ZM161 107V106H160ZM15 108H14V111H16L15 110ZM68 108V106L66 107V109ZM157 108V107H156ZM164 108V107H163ZM166 108V107H165ZM77 109V110H76ZM155 109V108H154ZM161 109H162V107H161ZM168 109V108H167ZM166 109V110H167ZM157 110V109H156ZM172 110V109H171ZM22 111V112H21ZM79 111H81L82 113H80ZM160 111V110H159ZM175 111V110H174ZM3 112H4V114H3ZM8 114L9 112V114H10V116L12 115H14L13 117L11 116V117H9L6 113ZM165 112V110L163 111V113ZM19 113H21V115H17V114H19ZM158 113V112H157ZM160 113V112H159ZM161 113H162V110H161ZM162 113V114H163ZM165 113H167V112H165ZM169 113V112H168ZM175 113V112H174ZM4 115V116H3ZM7 115V116H6ZM16 115V116H15ZM136 115V114H135ZM143 115H145V114H143ZM153 115H154V113H153ZM175 115V114H174ZM137 116V115H136ZM152 116V115H151ZM173 116V115H172ZM7 117H9V118H7ZM15 117H17V118H15ZM153 117V116H152ZM157 117V116H156ZM159 117V116H158ZM176 117H178L177 115H176ZM5 118V119H4ZM6 118L7 119H10V118H12L11 119V121L10 120H6ZM24 118V120H22ZM86 120H85V119ZM121 118V117H120ZM129 118H132V117H129ZM135 118V117H134ZM140 118V117H139ZM143 118V117H142ZM173 118V117H172ZM171 118V119H172ZM179 118V117H178ZM16 119V120H15ZM136 119V118H135ZM144 119H145V117H144ZM175 119V118H174ZM127 121H129V123H130V119L128 120V119H126ZM6 121H10L9 123H7ZM135 121V120H134ZM138 121H139V119H138ZM156 121V120H155ZM171 121H174V120H171ZM5 122H6V124H5ZM20 122V123H19ZM143 122V121H142ZM141 122V123H142ZM150 122V121H149ZM152 122V121H151ZM167 122V121H166ZM177 122V121H176ZM4 123V124H3ZM14 123H17V122H14ZM14 123H13V125H14ZM134 123V122H133ZM136 123V122H135ZM144 123L146 124L147 122L146 121H144ZM159 123V122H158ZM162 123H164V122H161V125H162V127H163V124ZM169 123V122H168ZM182 123V122H181ZM184 121H183V124L182 125H184ZM187 123V122H186ZM121 124V123H120ZM131 124V123H130ZM154 124H155V122H154ZM157 124V123H156ZM160 124V123H159ZM166 124V123H165ZM221 124V123H220ZM2 125V126H1ZM7 125V126H8ZM129 125V124H128ZM133 125V124H132ZM131 125V126H132ZM170 125V124H169ZM222 125V124H221ZM220 125V126H221ZM120 126V125H119ZM125 126V125H124ZM142 126V125H141ZM156 126V125H155ZM159 126V125H158ZM168 126V125H167ZM14 127H15V125H14ZM13 126H12V128H10V130L11 129H13L14 128ZM89 127V126H88ZM140 127V126H139ZM157 127V126H156ZM173 127H175V126H173ZM119 128V127H118ZM124 128V127H123ZM123 128H121L120 127V129H121V131H123L122 129ZM136 128V127H135ZM134 128V129H135ZM148 128V127H147ZM189 128V127H188ZM187 128V129H188ZM192 128V127H191ZM15 129V128H14ZM87 129V130H86ZM167 129V128H166ZM190 129V128H189ZM3 130V131H2ZM9 129H8V131H9V133L11 132ZM64 130V131H65ZM125 130V129H124ZM141 130H143V129H141ZM162 130V129H161ZM168 130H169V128H168ZM170 130L172 131V129L170 128ZM170 130L167 132V130L165 131V133L167 134V135H170V134H174L175 133V129H173V133L172 132H170ZM177 130H176V132H177ZM222 130V131H221ZM120 131V132H121ZM130 131V130H129ZM128 131V132H129ZM132 131V130H131ZM197 131V130H196ZM222 133H221V132ZM111 132V131H110ZM126 132H127V130H126ZM127 132V133H128ZM170 132V133H169ZM252 132H254V133H252ZM12 133V132H11ZM20 133V132H19ZM69 133V135H65V134H68ZM88 133V132H87ZM113 133V132H112ZM136 133V132H135ZM134 133V134H135ZM138 133V132H137ZM185 133H186V131H185ZM188 133V132H187ZM188 133V134H189ZM225 133H226V130H225ZM12 134H15L14 133V131H13V133ZM85 134V133H84ZM83 134V136L85 137V135ZM89 134V133H88ZM87 134V135H88ZM110 134V133H109ZM122 134V133H121ZM126 134V133H125ZM129 134V133H128ZM151 134V133H150ZM165 134V135H166ZM74 135H76V134H74ZM111 135V134H110ZM146 135V134H145ZM164 135V136H165ZM175 135L177 136V134L175 133ZM223 135V136H222ZM227 135V134H226ZM225 135V136H226ZM229 135V134H228ZM14 136V135H13ZM17 136H18V134H17ZM16 135H15V138L17 137ZM59 135L57 134V137H58ZM71 136H73V135H71ZM80 136H81V134H80ZM83 136H81V137H79V136H74L75 138H78V139H76L77 141H79L78 143L76 142V140H74V142H76L77 143V145H75L74 143V145L75 146H79L81 143H84L85 141H87L88 139L87 138H83ZM91 136L93 137V134L91 133ZM109 135H107L106 137H108ZM113 136V134L111 135V137ZM138 136H140V135H138ZM184 136V135H183ZM224 136V137H225ZM238 136H240V137H238ZM24 137V136H23ZM62 137V136H61ZM87 137V136H86ZM98 137V136H97ZM115 137V136H114ZM132 137V136H131ZM143 138H145V136H142ZM168 137V136H167ZM170 137L171 138H173L174 136H171L170 135ZM178 137V136H177ZM176 137V138H177ZM18 138V137H17ZM21 138V137H20ZM72 138V137H71ZM116 138V137H115ZM138 138V137H137ZM136 138V139H137ZM169 138V137H168ZM182 138V139H181ZM80 139V140H79ZM83 139H87V140H83ZM110 139H112V141H114L115 142V140H113V138H110ZM121 139H123V138H121ZM121 139L119 140V141H121ZM140 139H142V138H140ZM164 139V138H163ZM170 139V138H169ZM169 139H168V141H169ZM10 140V139H9ZM8 140V141H9ZM23 140H24V138H23ZM68 141L69 142V140H71L70 138H69V140H68V138L67 139H62V141ZM73 140H71V142L73 141ZM91 140V139H90ZM94 140V139H93ZM102 140V139H101ZM104 140V139H103ZM125 140V139H124ZM128 140H129V138H128ZM134 140V139H133ZM165 140V139H164ZM235 140V139H234ZM12 141V140H11ZM10 141V142H11ZM16 141H17V139H16ZM18 141H20V140H18ZM26 141V142H27ZM57 141H59V140H57ZM89 141V140H88ZM96 141V140H95ZM107 141V140H106ZM112 141H111V143H112ZM119 141H118V139H117V142L115 143V146H116V144H118L119 143ZM123 141V140H122ZM167 141V142H168ZM172 141H174V139L172 140ZM70 142V143H71ZM93 142V141H92ZM91 142V143H92ZM98 142V141H97ZM99 142H100V140H99ZM109 142V141H108ZM170 142V141H169ZM168 142V143H169ZM199 142V143H198ZM234 142V141H233ZM263 142H264V140H263ZM16 143V142H15ZM28 143V142H27ZM52 143V142H51ZM65 143H67V142H65ZM90 143V142H89ZM88 143V144H89ZM96 143V142H95ZM111 143L109 144H103V145H105L104 147H105V150H103V148H102V150L101 151H103L102 153H100L98 150H97V153L96 152H94V153H90V149H92V147L91 146H86L87 147V149H85V152L83 151V150H81V149H79V147L78 148H74V147H70V148H66V147H63L64 149H62L60 146V148H57V149H55L54 147H51V148H54L55 150L53 151V152H51L53 155H51V153H50V155L51 156H53L54 158H57V160H58V162L60 161L61 162V164H62V162L64 163V164H68L69 166L71 165V167H72V165H73V167H74V163L77 161V159H79L80 158V156H82V158H83V156L85 157H88L87 159H86V161L84 162V163H82L81 164V166H79V169L81 168V170H80V172L82 171V166L84 165V167H85V163H87V164H89L90 166H91V163H93V164H95V163H100V165H101V163H103V165L104 164H106L108 161H111V159H110V157H111V155H112V153L114 154L115 152L117 153V152H119V151H116L117 149H111ZM140 143V142H139ZM260 143L262 144V146H260ZM6 144V143H5ZM4 143H3V145H5ZM10 144V143H9ZM13 144V143H12ZM11 144V145H12ZM17 144V143H16ZM22 144V143H21ZM79 144V145H78ZM85 144H86V142H85ZM259 144V145H258ZM15 145V144H14ZM50 144H48V146H49ZM66 145V144H65ZM69 145V144H68ZM72 145V144H71ZM73 145V146H74ZM96 145V144H95ZM98 145H99V143H98ZM106 145H110L109 147L107 146L106 147ZM120 145V144H119ZM29 146V147H28ZM161 146V145H160ZM163 146V145H162ZM196 146V145H195ZM10 147V146H9ZM23 147H25V146H23ZM173 147V146H172ZM250 147H252L251 149L253 150V148H257L256 150L254 149V152H251V151H249V148ZM51 148L49 149V150H51ZM66 148V149H65ZM88 148H89V150H88ZM114 148H116V147H114ZM140 148V147H139ZM165 148H166V146H165ZM164 148V149H165ZM200 148V147H199ZM2 149V148H1ZM16 149H18V148H16ZM21 149V148H20ZM97 149H98V146H97ZM163 148H162V150H164ZM171 149V148H170ZM173 149V150H174ZM193 149V148H192ZM205 149V150H206ZM241 149H243L242 151H241ZM22 150V149H21ZM96 150V149H95ZM114 151V152H112L111 153V151ZM122 150V149H121ZM5 151H6V149H5ZM26 151V150H25ZM31 151V150H30ZM37 151H38V149H37ZM48 151V150H47ZM142 151H143V149H142ZM160 151V150H159ZM189 152H190V150H188ZM246 153V151H248V152H250V153H247V154H245L244 152ZM17 152V151H16ZM36 152V150L34 151V149H32V152H30V153H28V155H24V156H27V157H29V156H31V157H33V153H35ZM163 152V151H162ZM162 152H160V153H162ZM166 152V151H165ZM170 152V151H169ZM168 152V153H169ZM173 153H174V151H172ZM189 152H187L188 154H189ZM191 152H192V150H191ZM206 152V151H205ZM40 153V152H39ZM105 153L107 154L106 156H105ZM110 154V157H108L107 158V160L108 159H110V160H108V161H106L105 159H106V157L107 156H109V154ZM121 153V152H120ZM184 153V154H183ZM204 153V152H203ZM215 153H217V151L215 152ZM38 154V152H36V155ZM143 154V153H142ZM164 156H165V154H164V152L162 153ZM162 154H160L159 155V157H161L162 156ZM192 154V153H191ZM208 154H209V152H208ZM4 153H3V150L1 151L0 150V160H5L4 159ZM16 155H18V154H16ZM117 155V154H116ZM115 154L113 155V158H114V156H116ZM173 154H171V156H172ZM175 155V154H174ZM190 155V154H189ZM210 155V154H209ZM8 156V155H7ZM47 156V155H46ZM49 156V155H48ZM47 156V157H48ZM156 156V155H155ZM154 156V157H155ZM164 156H162L163 158H162V160L164 159V158H166V156H167V154H166V156L164 157ZM171 156H169V157H171ZM177 156H178V154H177ZM239 156V157H238ZM2 157V158H1ZM6 157V156H5ZM10 157V156H9ZM16 158H18L17 156H15ZM117 157V156H116ZM121 157V156H120ZM123 157V156H122ZM121 157V158H122ZM153 157V158H154ZM169 157H167V161H168V158ZM180 157V156H179ZM188 157V156H187ZM236 157H238V158H236ZM7 158V157H6ZM21 158V157H20ZM40 158V157H39ZM38 158V159H39ZM51 158V160H53L52 159V157H50ZM118 158V157H117ZM115 159V160H118V159ZM152 158V157H151ZM156 158V157H155ZM190 158V157H189ZM9 159V158H8ZM8 159H6V162L8 161ZM148 159V158H147ZM156 159H158V158H156ZM161 159V158H160ZM169 159H171V158H169ZM172 159H175V158H173L172 157ZM185 159H187L186 157H185ZM44 160V159H43ZM120 160V159H119ZM119 160H118V163H119ZM122 160V159H121ZM153 160V159H152ZM155 160V159H154ZM159 160V159H158ZM157 160V161H158ZM161 160V161H162ZM240 161V162H242V163H240V165L239 166H237V169H235V168H233L234 169V171H232V169H230L231 167H229L230 165H233V163L234 162H237V161ZM242 160V161H241ZM2 161V162H3ZM19 161V160H18ZM17 161V162H18ZM148 161V160H147ZM156 160H155V162H157ZM160 161V162H161ZM171 161V160H170ZM183 161H185V160H183ZM5 162V161H4ZM4 162L3 163H0V221L2 222V219L3 218H5L6 219V216L9 214V213H12L11 211H16L15 210V208H17L18 206H19V204H18V202H19V200L17 199L18 198V195H17V197H16V193H14V191H16V190H14V189H17V185H22L23 184V182L25 181V180H29V178H28V174L30 175V173H38V174H45L46 173V171H52L53 170V164L51 165V166H49V163L47 162V164L45 165V166H42V165H40V167H39V162H37L36 164L37 165H34L33 164V162H31V161H29V159L27 158V159H22V161L19 163V164H17V162H16V160H9L7 163H5L4 164ZM50 162V161H49ZM59 162V163H60ZM80 162H82V161H80ZM79 162V163H80ZM122 162V161H121ZM163 162H165V159H164V161ZM169 162V161H168ZM176 162H178V161H176ZM187 162V161H186ZM189 162V161H188ZM250 162H252V163H250ZM109 164H107V165H110V162H108ZM114 163V162H113ZM148 163V162H147ZM170 163V162H169ZM174 163V162H173ZM190 163H191V160H190ZM51 164V163H50ZM63 164V165H64ZM78 164V163H77ZM86 164V165H87ZM122 164V163H121ZM120 164V165H121ZM141 164V163H140ZM144 164V163H143ZM149 164V163H148ZM153 164V163H152ZM162 164H165V163H162ZM172 164V163H171ZM236 164H238V163H236ZM54 165L56 166V168H58L59 167V165H58V167H57V165L55 164V160H54ZM62 165V166H63ZM68 165H64V167L65 166H68ZM88 165V166H89ZM97 165V164H96ZM177 165L178 164H176V167H177ZM187 165V164H186ZM55 166H54V170H56V168H55ZM61 166V165H60ZM68 166V167H69ZM89 166V167H90ZM93 167H94V165H92ZM114 166V165H113ZM117 166V165H116ZM173 166H175V163H174V165ZM178 166H180V165H178ZM187 166H189L190 167V165H187ZM68 167H66V169L68 168ZM97 167V166H96ZM110 167V166H109ZM119 167V166H118ZM233 167H235V166H233ZM78 168V167H77ZM76 168V169H77ZM114 168V167H113ZM173 168V167H172ZM263 168V169H262ZM52 169V170H51ZM104 169V168H103ZM179 169V168H178ZM204 169V168H203ZM157 170V169H156ZM167 170H169V169H167ZM171 170V169H170ZM174 170V169H173ZM185 170H183L182 171V173H183V175H185L184 173H186V171ZM67 171H69V169L67 170ZM180 171V170H179ZM202 171H203V173H202ZM62 172V171H61ZM158 172H159V170H158ZM161 172V171H160ZM170 172V171H169ZM168 172V173H169ZM172 172V171H171ZM194 172H196V173H198V175L196 174V173H194ZM51 173V172H50ZM63 173V172H62ZM68 173V172H67ZM69 173H70V171H69ZM68 173V174H69ZM79 173V172H78ZM107 173V172H106ZM110 173H111V171H110ZM177 173V172H176ZM32 174V175H33ZM35 174V175H36ZM52 174H54L53 172H52ZM51 174V175H52ZM65 174V173H64ZM187 174H186V176H187ZM205 174V173H204ZM104 175H106V174H104ZM108 175H110V174H108ZM107 175V176H108ZM163 175V174H162ZM162 175H160L159 174V176H162ZM166 175V174H165ZM182 175V174H181ZM232 176V177H230V180L229 181H226V179L227 178H229V176ZM156 176V175H155ZM164 176V175H163ZM162 176V177H163ZM179 176V175H178ZM74 177V176H73ZM157 177V176H156ZM180 177V176H179ZM190 177V179H192L191 178V176H189ZM262 177V178H261ZM35 178V177H34ZM33 178V179H34ZM37 178H39L38 176H37ZM103 178V177H102ZM109 178H110V176H109ZM164 178V177H163ZM162 178V179H163ZM216 178V177H215ZM32 179V180H33ZM41 179V178H40ZM49 179V178H48ZM51 179H52V177H51ZM93 179V178H92ZM99 179V178H98ZM104 179H105V177H104ZM115 179V178H114ZM113 179V180H114ZM156 179V178H155ZM181 179V178H180ZM203 179H205V178H203ZM207 179V178H206ZM36 180V179H35ZM34 180V181H35ZM47 180V179H46ZM50 180V179H49ZM91 180V179H90ZM96 180V179H95ZM106 180H107V178H106ZM158 180H160L159 178H158ZM257 180V181H256ZM44 181V180H43ZM42 181V182H43ZM99 181V180H98ZM105 181V180H104ZM117 181V180H116ZM152 181H154V180H152ZM151 181V182H152ZM162 181V180H161ZM160 181V182H161ZM205 181V180H204ZM210 181V180H209ZM264 181V180H263ZM262 181V182H263ZM38 182V181H37ZM40 182V181H39ZM44 182H46V181H44ZM100 182V181H99ZM101 182H102V180H101ZM98 183V184H103V183ZM105 182H107V181H105ZM197 182V181H196ZM34 183V182H33ZM111 183V182H110ZM163 183V182H162ZM168 182H165V184H167ZM170 183V182H169ZM209 183V182H208ZM257 183V184H256ZM44 184V183H43ZM88 184V183H87ZM87 184H86V186H87ZM97 184V183H96ZM116 184V183H115ZM205 185V187H203V185ZM34 185V184H33ZM44 185H46V184H44ZM43 185V186H44ZM48 185V184H47ZM90 185V184H89ZM161 184H159L158 186H160ZM168 185V184H167ZM202 185V186H201ZM17 186V187H16ZM34 186H37V185H34ZM39 186V185H38ZM81 186V185H80ZM96 186V185H95ZM105 186V185H104ZM103 186V187H104ZM131 186V185H130ZM137 186V185H136ZM155 186H157V185H155ZM157 186V187H158ZM201 186V187H200ZM32 187V186H31ZM111 187V186H110ZM116 187H119V186H115V188ZM126 187V186H125ZM147 186H145V188H146ZM152 187H153V184H152ZM165 187V186H164ZM41 188V187H40ZM43 188V187H42ZM83 188V187H82ZM81 188V190H84L85 189V187L82 189ZM102 188V187H101ZM132 188V187H131ZM188 188V187H187ZM261 188H262V186H261ZM264 188V187H263ZM263 188H262V190H263ZM19 189V188H18ZM36 189V188H35ZM98 189V188H97ZM106 189V188H105ZM118 189V188H117ZM258 189H259V187H258ZM85 190H87V189H85ZM91 190V189H90ZM90 190H88L87 192L89 193V191ZM110 190V189H109ZM116 190V189H115ZM123 190V189H122ZM130 190L131 189H129V193H130ZM132 190H133V188H132ZM137 190V189H136ZM154 190V189H153ZM255 190H257V189H255ZM92 192H93V190H91ZM101 191V190H100ZM103 191V190H102ZM108 191V190H107ZM112 192L114 191V189L113 190H111ZM124 191V190H123ZM126 191V190H125ZM128 191V190H127ZM140 191V190H139ZM139 191H137L138 192V194L140 195V193H139ZM142 191V190H141ZM82 192V191H81ZM84 192H86V191H84ZM105 192V191H104ZM112 192H111V194H112ZM116 192H118V191H116ZM115 192V193H116ZM121 192V191H120ZM144 192H146L145 190H144ZM255 192H258V191H255ZM260 192H262L261 190H260ZM259 192V193H260ZM31 193H32V191H31ZM69 193V192H68ZM73 193V192H72ZM71 193V194H72ZM83 193V192H82ZM97 193V192H96ZM197 193H198V195H199V198H200V200H199V198H198V195H197ZM254 193V192H253ZM28 194H29V192H28ZM43 194V193H42ZM42 194H40V195H42ZM110 194V193H109ZM124 194V193H123ZM136 194V193H135ZM193 194V195H192ZM209 195L208 197H207V195ZM262 194H264V190H263V193ZM21 195H22V193H21ZM30 195V194H29ZM90 195V194H89ZM88 195V196H89ZM100 195V194H99ZM128 195V194H127ZM142 193H141V197H142ZM148 195H149V192H148ZM151 195V194H150ZM152 195H154L153 194V192H152ZM197 195V196H196ZM202 195V197H205V198H203L204 200H205V202L203 201V203H205V205H206V207L204 208V204H201L202 203V200L203 199H201L202 197H200ZM205 195V196H204ZM256 195V194H255ZM257 195H258V193H257ZM71 196V195H70ZM107 196H108V194H107ZM132 196V195H131ZM263 196V195H262ZM16 197V198H15ZM21 197V196H20ZM34 197H36V196H34ZM33 197V198H34ZM72 197H74V196H72ZM71 197V198H72ZM102 197V196H101ZM104 197H106V196H104ZM113 197V196H112ZM141 197H140V199H138V200H141ZM144 197H145V195H144ZM146 197H148V198H150L149 196H146ZM196 197H197V200L200 202H196L197 200H195L196 199ZM22 198V197H21ZM28 198V197H27ZM37 198V197H36ZM36 198H34L33 199V201L36 199ZM38 198H39V196H38ZM67 198H69V196L67 197ZM111 198V197H110ZM118 198V197H117ZM121 198V197H120ZM136 198V197H135ZM148 198H147V200H148ZM256 199H257V196L255 197ZM254 198V199H255ZM70 199V198H69ZM74 199V198H73ZM104 199V198H103ZM123 199H124V197H123ZM131 199V198H130ZM146 199V198H145ZM154 199V198H153ZM152 199V200H153ZM253 199V198H252ZM38 200V199H37ZM43 200V199H42ZM71 200V199H70ZM69 200V201H70ZM116 200V199H115ZM122 200V199H121ZM128 200V199H127ZM135 199H133V201H134ZM21 201V200H20ZM24 201V200H23ZM36 201V200H35ZM97 201V200H96ZM103 201V200H102ZM109 201V200H108ZM107 201V199H106V203L108 202ZM110 201H112V199H110ZM109 201V202H110ZM118 201V200H117ZM143 201V200H142ZM149 201V200H148ZM249 201V200H248ZM29 202V201H28ZM65 202V201H64ZM113 202V201H112ZM115 202V201H114ZM119 202V201H118ZM118 202H116V203H118ZM122 202H124V200L122 201ZM126 202V201H125ZM130 202V201H129ZM137 202V201H136ZM135 202V203H136ZM145 202L146 203H148L146 200H145ZM250 203H251V201H249ZM24 203V202H23ZM97 203H99V202H97ZM115 203V204H116ZM138 203V202H137ZM136 203V204H137ZM257 203V202H256ZM41 204V203H40ZM65 204V203H64ZM113 204V203H112ZM122 204V203H121ZM121 204H118V205H121ZM126 204H128V202L126 203ZM151 204H152V202H151ZM153 204H154V201H153ZM39 205V204H38ZM70 205H72V204H70ZM79 205V204H78ZM100 205V204H99ZM107 205H109V204H107ZM140 205H142V203L140 204ZM144 205H146V204H144ZM143 205V206H144ZM257 205H259V204H256V206ZM261 205V204H260ZM32 206V205H31ZM37 206V205H36ZM97 206V205H96ZM110 206V205H109ZM129 206V205H128ZM49 207V206H48ZM112 207V206H111ZM115 207V206H114ZM129 207H132V206H129ZM128 207V208H129ZM146 207V206H145ZM152 207V206H151ZM157 206H155V208H156ZM186 207H188V206H186ZM186 207L184 206V208L186 209ZM262 207H263V205H262ZM119 208V207H118ZM125 208V207H124ZM134 208H136V207H134ZM134 208H132V209H134ZM138 208V207H137ZM140 208V207H139ZM138 208V209H139ZM150 208V207H149ZM154 208V207H153ZM153 208H151V209H153ZM183 208V209H184ZM194 208V207H193ZM252 208V209H251ZM261 208V207H260ZM18 209V212H19V207L17 208ZM25 209H26V207H25ZM28 209H30V208H28ZM37 209V208H36ZM50 209V208H49ZM115 209V208H114ZM120 209V208H119ZM126 209V208H125ZM144 209V208H143ZM157 209V208H156ZM184 209V210H185ZM259 209V208H258ZM51 210V209H50ZM145 210H148V207H147V209H145ZM154 210V209H153ZM153 210H150V212L151 211H153ZM183 210V211H184ZM195 211H197L196 209H194ZM193 210V211H194ZM22 211V212H21ZM48 211L49 210H45L44 209V207H43V210L41 209V212H39L38 210H37V216L35 215V216H31V218H32V220L30 221L28 218H29V216L27 217V219L30 221V224L28 225L29 227L28 228H26L25 229V232H24V230H22L21 232H24V237L25 236H27V237H31V236H36L37 235V237H38V234L40 233V234H42V235H44V237L46 236L45 235V233L46 232H44V231H46V230H44V227L46 226V224H47V222H46V220H47V216L49 217L50 215H48ZM119 211V210H118ZM134 211H136V209L134 210ZM138 211V210H137ZM136 211V212H137ZM17 212V211H16ZM24 212H25V210L24 209H22V210H20V216H21V213H23L24 214ZM32 212V211H31ZM31 212H29V213H31ZM120 212H122V210L120 211ZM128 212V211H127ZM199 212V213H200ZM207 212H209V213H207ZM34 213V212H33ZM124 213V212H123ZM185 213H187V211L185 212ZM192 213H194V212H192ZM191 213V214H192ZM22 214V215H23ZM28 214V213H27ZM35 214V213H34ZM119 214V213H118ZM152 214H154V213H152ZM182 214V213H181ZM181 214H179L180 216H181ZM253 214H255L254 212H253ZM26 215V214H25ZM30 215V214H29ZM125 215V214H124ZM132 215V214H131ZM134 215V214H133ZM184 216H181L182 218L184 217L185 218V220L187 221V218L188 217H185V214H183ZM187 215V214H186ZM197 215V214H196ZM199 215V214H198ZM200 215H201V213H200ZM251 215V214H250ZM12 216V215H11ZM15 216V215H14ZM18 216H19V213H18ZM202 215H201V217H203ZM254 216V215H253ZM252 215H251V217L252 218H256V217H253ZM8 217V216H7ZM198 217V216H197ZM51 218V217H50ZM190 218V217H189ZM252 218L250 219L251 221H253L252 220ZM10 219V221L7 223V224H4V225H0V232H2L3 233V237H2V243H1V245H0V248L1 249H4V250H6V252H4L5 254H4V256H2V257H4L3 258V260L4 261H8V262H10V261H14V263H15V261H17L16 259H18V261H20L19 260V258H22V257H19L18 258V254H16L15 253V251L14 252H11L10 250H12L13 251V245H14V241H15V236H16V230H19V229H17V222H18V220H19V218L16 216V217H11V218H9ZM23 219H24V217H23ZM26 219V218H25ZM49 219V218H48ZM178 219V218H177ZM180 219V220H179ZM178 220L179 221H181V220H183V219H181V218H179ZM191 219H192V217H191ZM191 219H188L189 220V222L190 221H192V220H194V222H195V219L193 218L192 220ZM239 220H242L241 222H240V224H239ZM21 221V220H20ZM23 222V221H22ZM184 222V221H183ZM193 222V223H194ZM196 222V223H197ZM254 222H255V220H254ZM257 222H258V224H259V220H257ZM20 223V222H19ZM19 223H18V225H19ZM24 223V222H23ZM28 223V222H27ZM61 223V222H60ZM185 223V222H184ZM195 223V224H196ZM245 223V222H244ZM248 223H250V221L248 222ZM252 223V222H251ZM262 223V222H261ZM264 223V222H263ZM63 224V223H62ZM189 224V223H188ZM254 224V223H253ZM257 224V225H258ZM64 225H65V222H64ZM70 225V224H69ZM183 225V224H182ZM191 225H192V223H191ZM219 225V226H218ZM222 227H221V226ZM239 225V226H238ZM251 225V224H250ZM257 225H256V227H257ZM48 226V225H47ZM67 227H68V224L66 225ZM184 226H185V224H184ZM19 227H21V226H19ZM225 227V228H224ZM264 227V226H263ZM23 228H25V227H23ZM66 228V227H65ZM70 228V227H69ZM170 228H172V227H170ZM186 228V227H185ZM188 228H189V225H188ZM187 228V229H188ZM262 228V227H261ZM261 228H259V226H258V230L259 231H261ZM60 229V228H59ZM68 229V228H67ZM66 229V230H67ZM168 229V228H167ZM210 229V230H209ZM231 229H233L232 231H231ZM264 229V228H263ZM20 230H21V228H20ZM65 230V231H66ZM70 230V229H69ZM68 230V231H69ZM186 230V229H185ZM217 230V231H218ZM257 230V228L255 229V233H258L257 235H260V232ZM47 231H49L48 229H47ZM55 231H57V230H55ZM173 231H174V229H173ZM189 230H187L186 232H188ZM256 231H258V232H256ZM18 232V231H17ZM52 232V231H51ZM183 232V231H182ZM238 231H236V233H237ZM250 232V233H249ZM251 232H252V235H251ZM263 231H261V233H262ZM20 233V232H19ZM48 233V232H47ZM49 233H50V231H49ZM48 233V234H49ZM181 233V232H180ZM185 233V232H184ZM235 233V234H236ZM171 234V233H170ZM175 234H176V232H175ZM174 234V238H177L176 236H177V234L175 235ZM190 234V233H189ZM213 234V233H212ZM212 234H210V235H212ZM251 236H250V235ZM21 235H23V233L21 234ZM192 235H190V236H192ZM209 235V234H208ZM209 235V236H210ZM256 235V236H257ZM263 235V234H262ZM0 236H2V235H0ZM18 236H19V234H18ZM18 236L16 237V238H18ZM58 236V235H57ZM241 236V235H240ZM245 236V237H244ZM23 237V236H22ZM27 237H26V239H27ZM40 237V236H39ZM43 237V236H42ZM47 237H49V235L47 236ZM56 237V236H55ZM157 237H159V236H157ZM182 237V236H181ZM185 237V236H184ZM189 237V236H188ZM250 237V238H249ZM20 238H21V236H20ZM31 238H33V237H31ZM49 238H51V237H49ZM160 238V237H159ZM159 238L157 239V240H159ZM162 238V237H161ZM208 238V237H207ZM211 238V237H210ZM210 238H209V240L208 241H210ZM253 240L252 241H254V235H253ZM251 238V239H252ZM259 238V237H258ZM19 239V238H18ZM36 240H39V239H37V238H35ZM34 239V240H35ZM41 239V238H40ZM184 239V238H183ZM182 239V240H183ZM241 239H243V240H241ZM255 239H257V238H255ZM263 239H264V236H263ZM22 241H24L25 240V238L24 239H21ZM20 240V241H21ZM55 240V239H54ZM185 240V239H184ZM189 240V241H190ZM212 240V239H211ZM221 240V242H219ZM223 240V241H222ZM258 240V239H257ZM260 240V239H259ZM262 240V239H261ZM27 241H30L29 239L27 240ZM32 241H33V239H32ZM56 241V240H55ZM174 241V240H173ZM176 241V240H175ZM188 240H185L184 241V243L186 244V242H187ZM206 241V240H205ZM252 241H250V243H249V246H251L252 244H253V242ZM256 241V240H255ZM263 241V240H262ZM261 241V242H262ZM24 242H26V241H24ZM31 242V241H30ZM39 242H41V241H39ZM156 242V241H155ZM164 242H165V240H164ZM177 242H180L179 241V239H177ZM258 242H260V241H258ZM157 243V242H156ZM162 243V242H161ZM161 243L160 244H158V245H156V247L158 246V248L159 247H161ZM166 243H167V241H166ZM170 243V242H169ZM174 243V242H173ZM172 243V244H173ZM181 243H182V241H181ZM184 243H182V244H184ZM204 243V242H203ZM214 243V245L216 246L217 244H215ZM21 244V243H20ZM36 244V243H35ZM47 244V243H46ZM59 244V243H58ZM180 244V243H179ZM204 244H207V243H204ZM262 244V243H261ZM23 245V244H22ZM28 245H30V244H28ZM167 245V244H166ZM175 245V244H174ZM208 245V244H207ZM254 246H255V244H253ZM27 246V245H26ZM31 246V245H30ZM49 246V245H48ZM56 246V245H55ZM54 246V247H55ZM175 246H177V245H175ZM182 246V245H181ZM191 246V245H190ZM189 246V247H190ZM194 246V247H193ZM196 245H192V247L193 248H195L196 249V247H195ZM210 246V245H209ZM248 246V247H249ZM19 247V246H18ZM22 247V246H21ZM29 247V246H28ZM33 247H34V245H33ZM38 247V246H37ZM54 247H50L48 250L50 251H48L47 250V255L50 257V256H52V255H55L57 252H55V251H57L56 250V248H54ZM63 247V246H62ZM155 247V248H156ZM178 247V246H177ZM186 247V245H183V248H185ZM188 247V248H189ZM214 247V246H213ZM212 247V248H213ZM252 247V246H251ZM256 247V246H255ZM255 247H253L254 249H255ZM259 247V246H258ZM257 247V248H258ZM35 248H36V245H35ZM38 248H40V247H38ZM44 248V247H43ZM175 248V247H174ZM180 248V247H179ZM182 248V247H181ZM182 248V249H183ZM197 248V249H198ZM205 248V246L203 247V249ZM207 248V247H206ZM211 248V249H212ZM250 248V247H249ZM256 248V249H257ZM20 249V248H19ZM19 249H17V251L19 250ZM22 249H24V248H22ZM28 249V248H27ZM42 249V248H41ZM128 249H129V247H128ZM131 249V248H130ZM164 249V248H163ZM171 249V248H170ZM176 249V248H175ZM174 249V252L175 253H177V254H179V251L176 249L175 250ZM199 249V250H200ZM243 249L245 250V249H247V251L245 252V251H243ZM251 249V248H250ZM21 250V249H20ZM35 250V249H34ZM38 250H40V249H38ZM60 250V249H59ZM125 250H127V247H126V249ZM132 250H133V248L131 249V251L129 252V251H127V255L126 256H130V255H128V253H131L132 252ZM161 250H162V247H161ZM183 250H185V249H183ZM190 250V249H189ZM204 250H206V249H204ZM213 250H215V249H213ZM226 250H229L230 252H225ZM241 250L243 251V252H241ZM1 252H2V250H0ZM134 251V250H133ZM164 251V250H163ZM168 251L169 250H167V252H165L167 255H166V257L162 254V259H161V261H160V257L158 258L159 260L157 261L156 260V258H157V256H156V258H155V260H154V262H152V263H150V262H146V260L144 261V259H143V261H142V264H153V263H155V264H161V262L162 263H164L163 261V259L165 258H169V255H168ZM172 251V250H171ZM186 251V250H185ZM195 251H197V250H195ZM193 252V249H192V252L193 253H195L196 254V252ZM207 251V250H206ZM0 252V253H1ZM40 252H42V251H40ZM61 252V251H60ZM125 252V251H124ZM123 252V253H124ZM173 252V253H174ZM186 252H188L189 253V251H186ZM198 252V251H197ZM209 252V251H208ZM211 252V251H210ZM255 252H256V250H255ZM20 253H22V250L20 251ZM65 253V252H64ZM126 253V252H125ZM124 253V254H125ZM133 253V252H132ZM137 253V252H136ZM158 253V252H157ZM156 253V254H157ZM161 253V252H160ZM181 253L182 252H180V254L179 255H177V257H176V255L174 254V258H179L178 259V261L176 262V260H174V258H171V260H174L173 262H175V264L176 263H178V264H181L182 262H184V261H187V259L185 260V258H188L189 256H187L186 257V255L185 254H183V255H185V258H182V257H184L183 255L181 256ZM192 253V254H193ZM201 253V252H200ZM200 253H199V256H200ZM58 254V253H57ZM63 254V253H62ZM151 254H152V252H151ZM156 254H154V255H156ZM169 254H171L170 256H173L172 255V252H169ZM187 254V253H186ZM195 254H194V256H195ZM201 254H203V253H201ZM210 254H214L213 252L212 253H210ZM256 254V253H255ZM21 255V254H20ZM44 255V254H43ZM141 255V256H140ZM140 255H138V256H140L139 258H141L142 257V253L140 254ZM146 255V254H145ZM159 255V254H158ZM161 255V254H160ZM159 255V256H160ZM188 255V254H187ZM189 255H190V253H189ZM207 255V254H206ZM34 256V255H33ZM33 256H30L31 257V259H28L29 260V262L31 263V261H33V262H35V261H43V262H46V261H44V259H46L48 256H46V258H42L41 257V255L39 254H37V256H40L39 257V259L38 258H35L36 256H34V258H33ZM59 256V255H58ZM61 256V255H60ZM137 256V255H136ZM137 256V257H138ZM168 256V257H167ZM190 256H192V255H190ZM199 256H197V257H195L196 259L199 257ZM202 256V257H201ZM200 257L201 258H203V256L204 255H201ZM214 256V255H213ZM216 256H217V258H216ZM224 256V257H223ZM26 257H27V255H26ZM29 257V258H30ZM54 257V256H53ZM62 257V256H61ZM181 257V258H180ZM199 257V258H200ZM255 257H256V255H255ZM1 258V257H0ZM24 258V257H23ZM56 258V257H55ZM60 258V257H59ZM191 258V257H190ZM190 258H188V261H190L189 259ZM193 259H195L194 257H192ZM192 258H191V260H192ZM198 258V259H199ZM205 258V257H204ZM214 258V257H213ZM25 259H27V258H25ZM24 259V260H25ZM43 259V260H42ZM62 259V258H61ZM61 259H59V261H61ZM182 259V260H181ZM215 259H213L212 261H216ZM255 259V260H254ZM28 260H26V262L28 261ZM51 260H53L54 261V259H51ZM51 260H49V262L51 261ZM57 260V259H56ZM63 260V259H62ZM149 260V259H148ZM169 260V259H168ZM167 260V261H168ZM179 260H180V263H179ZM184 260V261H183ZM208 260H210V259H208ZM3 261V262H4ZM22 261V260H21ZM64 261V260H63ZM62 261V262H63ZM65 261H68V260H65ZM141 261V260H140ZM157 261V262H156ZM182 261V262H181ZM211 261V262H212ZM29 262H28V264H29ZM33 262L31 263V264H33ZM172 262V261H171ZM173 262L172 263H170V264H173ZM210 262V263H211ZM263 262V261H262ZM262 262H260L261 264H262ZM2 263V262H1ZM11 263H13V262H11ZM13 263V264H14ZM56 263H57V261H56ZM166 263V262H165ZM164 263V264H165ZM168 263V262H167ZM187 263V262H186ZM196 263V262H195ZM201 262L199 261V264H200ZM259 263V264H260ZM3 264V263H2ZM5 264V263H4ZM7 264V263H6ZM16 264V263H15ZM18 264H19V262H18ZM22 264H23V261H22ZM35 264V263H34ZM36 264H38V263H36ZM41 264V263H40ZM47 264H49V263H47ZM65 264V263H64ZM67 264V263H66ZM183 264V263H182ZM188 264H189V262H188ZM190 264H192L191 262H190ZM204 264V263H203ZM205 264H206V262H205ZM211 264H215V262L214 263H211Z\"/></svg>",
	"mask_w": 264,
	"mask_h": 264
}]
</instances>
